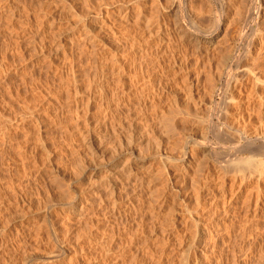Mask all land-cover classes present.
I'll list each match as a JSON object with an SVG mask.
<instances>
[{
    "label": "rangeland",
    "instance_id": "obj_1",
    "mask_svg": "<svg viewBox=\"0 0 264 264\" xmlns=\"http://www.w3.org/2000/svg\"><path fill=\"white\" fill-rule=\"evenodd\" d=\"M6 1L10 2L11 4L13 2L14 7L15 6H17V7L14 8L10 3L8 5L7 4L8 2H6ZM6 1L5 0L4 1L2 0V2L0 1V33H1V35H0V66H1L0 74L3 73L2 71L5 72V70H7L6 71L7 74L5 72L4 74L0 75L2 77V78L0 77V100H1L0 104L2 105V106L0 105L1 106L0 108H1L2 113H5L4 114V116H6L5 119L11 118L12 114H13L14 118L17 117L18 123L21 122V123H23V125H22V130H21L22 132L17 131V135H16V131H15L13 134V136H15V137H13L14 141L15 140L16 141L14 142L12 140L11 146L13 145L14 148L11 146H8V147L4 146L3 147L2 146L3 144L0 143L2 146V147L0 146L1 147L0 148L1 149V151H0L1 152L0 153V264H22V263L23 264H32V263L33 264H42L41 260L48 258V257H51L53 259L50 261L51 263L49 262L46 264H87L88 259L91 258L88 255V253L90 251L89 248H92L90 245H91V243L93 245V242H94L93 239H95V238H96V240H98V241L95 240V242H97V243L99 242V240L101 239L100 238L101 237L100 231L102 234V230H103L102 227L104 226V224H105L104 228L108 227L110 230L112 229L111 231H114V232H111L110 230L107 229L108 233L109 232L112 233V236L109 234V236H110L109 241H112L114 236H115L114 239L116 240V241L113 240L112 244L111 243L109 244V242L107 241L108 244L110 245V247H109L110 250L115 253L118 250L116 248H120L119 246L115 245V242L117 244H119V243L123 244V246L121 244H119L120 246H122L123 249H124V246L126 247L123 250L124 252H126V254L124 253V256H125L124 259L126 261V262L124 261L125 264H134L133 262H135V261H136L135 264H164V263L165 264H177V263L178 264H187V263L190 264L191 260L193 261L195 257H199L200 261L203 260L202 261L203 264H205V263L211 264L213 261L214 262L212 264H215V262H217L219 264H224L223 259L226 261L225 264H231L232 262H233V264H244V263L245 264H247V263L248 264H258L259 262H260L259 264H264V259L260 260V258L262 259L264 257V254H263V252H264V240L257 242L256 247L253 246V245H255V239H256V238H254V236L256 237L255 234H257L256 229H258L257 231L259 233V230L263 227L262 223H263L264 217L260 218L258 220L260 226L257 225V227L259 226V228H256V226L251 227L253 225L251 223H250L251 226L249 225V223L246 224L247 229L252 228V229H250V235H249V231H248V236H250V237H248L247 234H246L247 237H245V236L241 237L240 233H242V230H240V229L242 228V225H241V224H243L242 222H240L238 220L240 222L238 224V226L240 225V229L236 225L238 223L237 220H236L237 223L235 222L236 226L234 225L239 230L238 232L241 231L238 235L236 232L237 229L231 225L232 223L230 222V219H226L227 223L230 222V224L225 223L226 224L225 227L227 226V228L222 227L223 229H221L222 232L224 231L225 239H224V237L221 238L220 234H216V232H212L211 234H214V235H212V238H214V237L217 238V239L214 238V243H215V241L218 242L219 240L221 241L222 239H224L221 242L219 241V243L221 245L218 244L220 247L219 246H217V247H219L221 249V246L223 245L222 243L226 242V248H227V246H229V248H228L229 250L225 248V246H224L225 243H224V245L222 246L223 250H220L217 248V251H221V252L223 251L222 252L223 254L216 251V254L219 256V258L221 260L217 257V255H216V257H213L214 258V260H213V258H211L212 254L207 259H205L207 257V253L205 256L203 254L204 253L203 249H201V248H203L202 243H204V242H201V241L197 242V240L194 238V236H195L194 230L195 229L192 226L193 225L192 222L190 220H188L187 218L196 217L199 213L200 214L197 217H200V215L202 214L201 213V209H202L201 206L198 207L199 205L195 206L196 204H193L196 202V201L194 202V198L196 197L195 195L202 193L201 190L203 189V188H201L202 184L198 183V179L201 180V177L199 178V175H201V174H198V173H200V171L196 172L199 170V168H198L199 163H197L198 162L197 159L199 160V157H200L201 160L203 159L202 161L200 160V163L201 162L205 163L206 159H208V158L205 157L206 155L204 156V153H203V155L200 154L202 156H199V154H195L196 152H194V156H195L194 159L196 160V162L194 160L192 167L186 173L187 175H185L184 178H183V175L180 173L181 170L179 169V166L181 164L180 163L178 164L177 162H173L171 160L172 158H174V156H175V158H177L176 155L181 152L180 154H178L180 156L182 154V151L183 152L188 151L187 153H189L190 155L191 154L193 155V153L191 151H195V149H193V148H195V147H193L195 144H190V146L193 145L192 146L193 148L190 147L189 144H187V139H189V138L196 139V140L198 139L197 143H200L203 141V138L201 137L202 134H199V132L200 133L205 132L202 128L203 124H200L201 122L204 123L207 120V116L205 118L203 117V115L205 116V114H208V113H206V110H208L207 109L208 107L205 105V102L210 100L212 88H213V85L215 83L217 86H216V89H214V98H213L214 103H213L212 107H215V105H216L215 102H217L218 108H219V105H220L219 102L221 103V101H222V100H219L220 98L222 99V97H220V96H222V94H224V91H226V88H224L225 84H226L225 83L226 80L224 78L222 80V83L218 82V80H219L218 75H219V72L221 71L220 70L221 68H223L222 72H224V71L229 72L230 67L233 66V63H234L233 60H231L232 62L226 61L225 60L226 55L224 52H223L224 53L223 54L221 50H220V53L215 52L214 49H212V51L214 50V52L211 53L212 51L209 50L208 54L209 55L211 54L212 57H209L208 55L204 56L203 54H205V53L207 54L206 49L202 48L201 46L199 47L195 42H193L192 37L180 38V36L174 32V29L176 27L173 24L175 23V20L176 21L182 20L185 18V16L188 17L189 16L187 14V12H188L191 14L189 17L195 19L197 22H199L201 24L208 25V24H210V20H208V18L211 19L208 16L213 15L212 14L213 11L211 13V8L213 7L214 13L215 12L218 13V11H219L218 14H221L223 11L222 10L223 9L222 4H225L224 2L228 3V1L224 0V2L222 3L223 0H221V1L220 0H197L198 1V3H197L196 0H190V2L188 0H186V5L184 7L183 6L180 7L178 4L179 2H182V0H173V1L172 0H162V1L161 0H155V1L154 0H152V1L151 0H81V1L80 0H23V1L18 0L20 2H18L17 0L16 1L15 0H6ZM101 1H102V3L103 2H106V3H103V5H102ZM156 1L159 3H155ZM200 1L201 2L203 1L204 4L201 3ZM15 2H17L16 4L20 3L21 5L20 4L16 5ZM22 2H24V5L22 4ZM98 2H100L99 4L102 5L101 7L98 4ZM229 2L231 3V0H229ZM89 3H90V5H89ZM137 3H139V4H137ZM164 3L165 4L169 3V4L164 6L165 5ZM170 3H172V4H170ZM190 3H191V5H190ZM205 3H208V4H205ZM219 3H220V5H219ZM5 4H6V6H5ZM85 4L87 6L86 9H84V7H82V5L85 6ZM187 5H189V6H187ZM8 6L10 7L9 9H8ZM18 6L20 7L19 9H18ZM88 6H93V7L88 8ZM97 6L100 7V11L102 9L101 12L99 11ZM94 7H97L96 9L98 10V12ZM186 7H188V8L190 7V9H188L189 11L186 10ZM214 7H216V8H214ZM106 8L108 9V11L114 12V14H115V15H112L111 17H109L107 19L108 21L106 20L107 24L109 23L110 26L112 25L111 28H113L114 30L109 29L108 33H107V31L102 32V33L98 31V34L101 33L102 35L100 34L96 40L98 43H103L104 47H102V48L97 47L96 48L97 49L96 54H91V53H95L96 50L95 49L92 50V48H94V47L91 48L92 45H90V43H88V42H84L85 43V45H84L83 41L77 37L79 30H80L79 27H81L80 24L83 23L82 21H84V20H92L95 23L100 21V19L102 17V16L100 17V13L106 11L107 10ZM118 8L120 9V11H119L120 13H116L119 10ZM168 8H170V9H168ZM202 8L206 9L208 11H205ZM10 9L13 10V11L11 10V14L14 15V16H12L13 18L11 17V14H9ZM126 9H129V10L133 9V11H134L133 15H134V13L136 14L137 9L144 11V12H142V15L143 14L144 15L141 16V18L142 17L143 18L140 19L138 22H135L136 18L133 17V15H132L131 19L129 21L121 20L119 18V16H120V14H121V16L126 14L128 12V10L126 12ZM175 9H176V11H175ZM234 9L235 8L233 6V8L228 10L229 14L227 13V15L225 16L226 20H228V21H225L223 31L227 30V32L229 34H230L231 28L234 26V24L238 21L237 19L239 18L238 15L236 14V10H234ZM21 10H22V12H21ZM193 10L195 12V15L193 14L194 13ZM209 10H210L209 15L208 16L204 15V12L206 14V12H209ZM216 10H218V11H216ZM190 11L193 13H191ZM202 11H204V12H202ZM18 12H19V14H18ZM78 12H79V14L81 13L83 15L82 16L80 14L82 16V18L80 17V15H79V18L77 17L78 14H76V13H78ZM151 12L154 13V14H152L153 16L150 15ZM230 12L232 13L234 18L232 17ZM6 14L10 15V16H7ZM146 14H149L148 16H150V17L148 18V16ZM202 14L204 15V17ZM73 15H74V17H73ZM75 15L79 20H77ZM201 15H202V17H201ZM144 16H146L145 21H144ZM87 17H88V19H87ZM151 17L153 18V21H154L152 28H145V23L147 22L148 19H151ZM155 17L156 18L158 17L157 20L160 22H158L156 19H154ZM172 17H173V19H175V18L176 19L173 21ZM206 17H208V18H206ZM235 17L237 19H235ZM40 18H42V19H40ZM168 18H169V20H168ZM232 18L234 19L233 21H236V20L237 21L234 23L232 21ZM229 20H231L233 22V26L230 25V23L232 24V22ZM77 21L79 24L76 23ZM162 21H164V22H162ZM41 22H42V24H41ZM228 22H230V23H228ZM121 23H123V24L126 23V24L124 26ZM226 23H228V24H226ZM158 24H160V25H158ZM56 25H57V27H56ZM157 25L160 27L162 26L163 32L160 31V33H157V35L155 34V35L150 37L149 34L151 32L154 31L153 32V34H154L155 31H157ZM128 27H129V29H128ZM143 28H145L144 31H143ZM121 29H123V30H121ZM96 30H99V29L96 28ZM125 30H126V32H123ZM110 31L112 32L113 35L111 34ZM137 31H138V33H137ZM223 31H221L219 33H215L213 36H216V37L218 36V39H220V37L223 36L224 33L227 34V32H223ZM75 32H77V34ZM105 33H106V35H105ZM107 34H109V35L111 34L112 37L108 36ZM114 34H116V35H114ZM225 34H224V37H226V40L223 38H222V40L221 39L219 40L220 42L221 41L225 42L223 44L224 48H225V46L227 44V40H228L227 36H225ZM175 35H176V37H175ZM104 36H106V37L108 36V37H110V39L108 37L105 38ZM115 38L117 40H115ZM190 39H191V41H190ZM229 39H230V37H229ZM79 40L82 42H80ZM164 40H166V41H164ZM177 43H179V44L177 45ZM173 44H175L176 47ZM194 44L196 46H198L199 48L195 47ZM83 45H84V48H83ZM181 45H183V47ZM188 45H190V46H188ZM172 46H173V48H172ZM165 47H166V49H164ZM185 47H186V49H185ZM190 47L193 49H191ZM85 48H87V49L85 50ZM132 48H133V50H132ZM155 48H157V49H155ZM159 48H160V50H159ZM195 48L196 49L198 48L197 51L195 50ZM76 49H77V55L74 53V51ZM88 49H89V51H87ZM120 50H122V52ZM187 50H189V51H187ZM203 50H204V53L201 55L203 57V58L201 57L203 59V61L206 58H208V59L213 58L214 59V57H216V60L214 59L215 62L213 61V59H211V61H209L210 59L209 60L206 59L207 61L213 62V63H211L209 65L211 67H208V68H207L208 65L207 66H204L205 64L202 65V67L204 66V71H202L203 69L201 67V64H198V63L196 64V62L194 61V59L196 60V56L199 55V52L201 54L203 52ZM81 51H83V52H81ZM114 51H116L115 52L116 54L114 53ZM193 51L196 53H194ZM216 51H219V49ZM80 52H81V54H80ZM87 52L89 53V55H87ZM151 52L154 53L155 57L153 56V58H152L151 55H153V54ZM164 52L166 53V55ZM168 52H170V53H168ZM82 53H85V54H82ZM117 53L121 56H119ZM123 53H125V54H123ZM187 53L189 56L187 55ZM73 54H75V55H73ZM78 54H80L83 58L80 57V55H78ZM134 54L136 56H134ZM138 54H140V55H138ZM142 54H144L143 57L141 56ZM145 54H147L148 58L143 60V58L145 57ZM159 54L163 58H159L158 57ZM11 55H13V56H11ZM180 55H182V56H180ZM4 56H5V58H4ZM72 56L77 57V59L75 57H72ZM131 56H132V59H130ZM176 56L180 57V60L182 62L185 61L186 64H185V62L182 63L179 60V58L176 59L175 58ZM183 56H185V57H183ZM199 56L197 57L198 59H199ZM181 57H183V59H181ZM204 57H205V59H204ZM71 58H73V59H71ZM124 58L129 62V64L121 63ZM201 58L199 59V60H201L199 63H202ZM141 59H142V62H141ZM156 59H160L161 62L160 61L158 62V60H156ZM166 59H168V60H166ZM174 59L177 60V62L174 63V61H173ZM66 60H69V62H67ZM71 60L72 61L74 60L75 62L74 61L72 62ZM130 60L132 62L134 61V63H136V64L134 65V63H130ZM148 60H149V62H148ZM163 60L165 61V63ZM206 60L204 61V63L207 62ZM117 61H120L121 64L118 63ZM152 61L154 62V66L152 64L153 63ZM220 61L222 62L223 67H221L222 64L220 63ZM140 62L142 65L144 63L146 69L149 66V68H148L149 71L152 69L150 71L151 74H149L150 72L148 70L144 69V66H141ZM209 62H207V64ZM110 63H111V65H110ZM112 63L114 65V67H113ZM148 63H150V64H148ZM161 63H163V64H161ZM218 63H219V66H218ZM122 64H124V65H122ZM138 64L143 68V69H141V70H143V72L141 70L137 71L139 68H141L140 66H138ZM146 64H148V66ZM245 64H250V62H247ZM120 65L124 66V68H127V69L129 68L127 66L130 65V68L128 70L125 69V71H127L126 73H128L127 76L129 75V77H134V76L136 77L138 74V77H137L138 81L136 83H134L136 85L135 86L132 85L133 91L135 93H137L136 100H137V97L139 98V95H141L138 93L143 92V90H142V92H140V89H142V88H139V85H144L145 82L146 83L151 82V80L153 79V77L151 79V77H150L151 75L154 76V78L157 76L155 79L152 80V82L150 84L140 86V87H143V89L145 90L143 92L144 94H142L141 96H144V95L145 96L143 98L140 96V98L137 101L132 97L135 102H132L131 104L128 100L129 98H126V101H124L122 98V94H119L120 93L119 89L118 90L115 89V88H117V85H116L117 80L115 78L117 76L116 75L117 72L112 73L111 70L112 71L116 70V68ZM195 65L197 67H195ZM2 66L3 67L5 66V68H7V67L8 68L7 69L3 68L4 69L3 70ZM135 66H137L138 68ZM154 67H156V68H154ZM194 67L196 68V70H194ZM205 67H206V69H205ZM219 67H221V68H219ZM101 68H104L102 70L103 72L102 71L101 72L105 76H102L103 74L99 73L100 72L99 70H101ZM199 68L201 70H197ZM209 68H210V70H211V68L213 70H211V72H210ZM228 68H229V70H228ZM56 69H58V70H56ZM105 70H107L108 73ZM132 70H134V74H135L134 76H132V73H131ZM144 70L147 73H145V75L143 76ZM104 71L108 74V76ZM198 71H199V75L197 74ZM9 72H10V75H9ZM73 72L76 74H74ZM138 72L143 73V74H140ZM200 72L202 75H200ZM203 72H204V74H203ZM205 72L208 73L209 75L206 74ZM112 74L114 77L112 76ZM109 75H110L111 79H110ZM146 75H148V77ZM196 75L199 76L198 79L200 81H202L203 84L198 79H197L198 81L195 79V77H197ZM214 75H216V77ZM200 76L202 78H200ZM217 76H218V78H217ZM75 77H77V78H75ZM100 77H102V79ZM104 77H106L107 81H105ZM139 77L141 78V80ZM146 77H147V80H145ZM213 77L217 78L218 80L217 81H216V79L214 80ZM99 78L101 79V81ZM142 78H144V79L142 80ZM148 78H150V79H148ZM190 78L193 79V80L191 79L192 82H191ZM95 79H96V82L100 85V88H99V85L95 84L96 83L94 81ZM108 79H110V80H108ZM184 79H186L187 82ZM76 80H77V84H76ZM97 80H99V81H97ZM93 81L95 82V83H93L95 85L91 84ZM153 81H155L156 83ZM108 83L111 85L112 91H111ZM152 83H153V85L151 86ZM161 83H163L162 84L163 86L160 85ZM195 83L200 84V86H198ZM78 84L81 86L78 87ZM194 84L196 86H194ZM219 84H221V85H219ZM104 85H106V87ZM112 85H113V87H112ZM130 85H131V83H130ZM149 85L152 88L156 86L157 89L155 88V90L154 89L149 90V89H152ZM192 85L194 87L191 90L190 88L192 87ZM67 86L71 87L72 89L68 88ZM89 86H91V87H89ZM136 86L138 89L134 88ZM146 86H148V87H146ZM189 86H191V87H189ZM197 86H198V89H197ZM201 86H202V88H201ZM94 87H96V88H94ZM97 87L100 90H101V88L104 90L99 91L97 89ZM75 88H77V89L75 90ZM92 88L94 91L92 90ZM107 88L110 90L108 91ZM113 88H114V90H113ZM146 88H148L149 91L146 90ZM223 88H224V91H223ZM60 89H64L65 92H64V90H60ZM66 89L67 90L69 89L68 92ZM129 89H132L131 86L129 87ZM135 89H137L139 92L135 91ZM199 89L200 90L202 89L203 91H205L204 89H207L206 91L211 90L210 93L208 92L209 96H206L209 98V100H208V98L206 99L204 96L207 92H205L204 94H203L202 90L200 91L201 93L195 92V91H199ZM57 90L59 91V93L55 92ZM253 90L257 91V89H253ZM258 90L260 92L259 91H257V92H259L264 97V92H263L264 89H258ZM74 91H76V93ZM110 91H111V93L109 94ZM113 91L115 92L114 96H113ZM189 91L190 92L193 91L195 93V95H198L199 97L203 94V96H201L202 98L200 97L201 100L197 96H194L193 95L194 93L192 94L193 98L191 97L192 100L189 99V97H190ZM7 92H9V93H7ZM60 92L63 93V95H62L63 98L62 97L60 98L61 100L59 99V97L61 96L59 94H62ZM77 92H79V93H77ZM105 92L107 93L106 96H105ZM160 92H162V95ZM219 92L220 93L222 92V94H220ZM173 93L176 97L173 95ZM92 94H94L95 96H96V94H97V96L100 94V96H98V97L96 96L97 97V103L96 102L92 103V101H91ZM153 94H155V97H153L154 96ZM184 94H187V95H184ZM56 95L58 96V98ZM115 96L116 97L118 96V98H116ZM102 97H108V98H105L107 101L106 104L109 103V100H110V104L112 103L111 105H113V106H111V108L108 109L111 112V114L113 112H115V114H117L116 117H118V114L120 112V115L118 117L119 120H117L118 118L116 119L114 113H113V116L115 118L112 116L113 119L110 115L106 114L108 111L106 109L107 105H106V107L104 106L105 109H104V107L103 108L100 107V109H99V106H101V103L103 106V104L105 102V101H102V102L100 101V99H102ZM145 97H146V99H145ZM150 97L156 98L157 101H156V99L154 100ZM89 98H90V102H89V100L87 101V99H89ZM120 98H121V100H120ZM141 98H142V100L144 99L143 102H141L142 101ZM172 98L175 102L172 100ZM196 98L198 100H196ZM203 98L206 99L207 101L204 100ZM118 99L120 100V102L122 104H123V102H125L124 103L125 107H124V105H122L119 102ZM176 99H177V102H176ZM193 99L196 102L193 101ZM85 100L87 103L89 102V104L92 107H90V105L88 104V108H87L86 107L87 104H85L86 102L84 103ZM92 100H93V98H92ZM122 100H123V102H122ZM151 100H153L152 102L156 101L155 104L152 103ZM184 100L185 101L188 100L189 101V102L187 101L188 103H190L192 101V104L190 103V105L191 106L193 105V107L188 109L186 107L188 104L186 105V104H184L185 102H183V103L181 102ZM199 100H200V102H199ZM201 101H204V102H201ZM116 102H117V104L121 105V106H118L119 108H121V109H119L120 111L119 110L114 111V108L117 106V105H115ZM99 103H100V105H99ZM138 103L140 105H137ZM145 103H147V104H145ZM176 103H177L179 109L176 108L177 107ZM182 104H184V105H182ZM196 104H200V106H199L200 108L198 109L200 111L197 110L199 113L197 111H196V113L198 116L202 115L203 118H201V117L192 118L190 116H186L187 114L183 113L186 111L185 109H183L185 105H186L185 107H186L187 111L189 112V110H190V112H191V109L193 111V108L195 107L194 105H196ZM94 105H96V107H94ZM130 105H132V106L136 105V106L132 107ZM230 105L231 104H229V106ZM122 106L125 109H123ZM182 106H183V108H182ZM136 107H138V108H136ZM180 107H181V109H180ZM188 107H189V105H188ZM91 108H93V109H91ZM145 108H148V109H145ZM153 108H155V109H153ZM163 108H164V110H163ZM172 108L178 109L181 112H182V110H184L182 113L184 114L185 117L184 116L182 117L183 114L181 116H178L177 114L180 115L181 112L179 113V111L176 110L175 112L176 113L178 112L176 114L178 117L177 118L174 111H173L174 109L172 110ZM87 109H89L90 112ZM97 109L100 110L101 112L98 111ZM111 109L113 112L111 111ZM122 109H123V111L124 110L125 111L122 112ZM4 110H6V111H4ZM9 110H10V112H7ZM32 110H33V112H32ZM82 110H85V111H82ZM86 110L89 113H87ZM139 110H141L142 115H140V112L137 114V112ZM171 110L173 111L174 115H172ZM102 111L106 112L103 116L105 119L107 118L106 116H108L107 119H110V122L115 119L114 121H112V123L110 125L112 126L115 124L116 128H115V126H112V128H111V127H109L110 126L109 124L107 125V123H110V122L108 120L103 119V117H102L103 112ZM128 111L130 112V114ZM144 111H145V113H144ZM161 111L165 112V114L167 113L166 118H168L169 120L168 119L167 120L162 119L165 117L162 116L161 113L163 115H165V114ZM15 112L17 113L18 116L14 115V114H16ZM24 112L25 113L30 112V115L28 114L29 116H27V114H26V117H25ZM34 112H36V113H34ZM110 112H108V113H110ZM121 112L125 113L126 115L122 114ZM204 112H205V114H204ZM9 113H10V115H9ZM132 113L136 114V115L134 114V116H133L135 119L134 118L132 119V116H131ZM170 113L172 115V120L176 119L175 121H173L174 126H178L180 123L181 124H180L179 128L182 127V124H183V126H185V125L187 126V127L185 126V129H186L185 132H184V130H182V128H181V131H182L181 132V131H179L180 129L177 130L178 127H174V126L173 127L176 128V130H177L176 133L172 132V130L171 131L169 130L171 128V129H173V131H176L174 128L171 127V125H170L171 123L165 122V121H169V122L172 121L170 119L171 116H168V114H170ZM193 113H195V112H193ZM1 114H0V122L2 121L1 123H3L4 117ZM21 114H23L25 118L22 117L23 115H21ZM31 114L34 116H32ZM121 114H122L123 118H122ZM150 114L151 115L155 114V117H154V115L150 116ZM156 114H157V116H156ZM30 116L33 117V118H31V120H30V118H28ZM98 116H101V117H98ZM126 116H127V118H126ZM141 116H143L145 119L140 118ZM160 116H162V118H160ZM34 117L37 120H34ZM97 117L99 119L101 118L100 121L97 119ZM158 117L161 119V122H160ZM173 117H176V118H173ZM229 117L231 119V116H229ZM14 118H12V119H14ZM151 118H152V120H151ZM183 118H185V119L189 118L188 119L189 121H187ZM190 118H191V120H190ZM12 119H10V120H12ZM17 119L12 120V121H17ZM25 119L27 122L25 121ZM39 119L41 122L39 121ZM120 119H121V121H120ZM142 119H143V122L145 121V123L149 127L142 122ZM177 119L179 121H177ZM181 119L184 123L181 121ZM193 119L194 120L196 119V121L199 120L200 123L199 122L197 123ZM202 119H203V121H202ZM95 120L97 123L95 122ZM101 120H103L104 122L106 121V122L105 123L101 122ZM134 120H135V122H134ZM192 120L195 124L192 122ZM8 121H9V119H8ZM8 121L6 120V122H8ZM35 121H37L38 123L36 122V124H34ZM127 121L130 122V124ZM162 121L165 122L166 124H168L169 126L168 125L166 126L165 123H163ZM190 121H191V124H190ZM215 121H217V120H215ZM6 122H4V123H6ZM85 122H87V123H85ZM177 122H179V123L177 124ZM89 123L90 124L92 123V125H93V123L94 124L96 123L97 125L95 124V125H93V126L91 125V126L97 127L98 129H100L102 127L104 130H108L110 128L109 131H107V132L111 133L110 135H112L113 131H116L117 129L119 131L122 130L121 128H123L125 130V128H126V127H124L125 125H127L126 130H128V129L130 130L132 128H135L136 126L139 129L140 126H142V129L140 128L139 130H142L141 133L143 135L141 133H140L141 135L140 134L139 135L141 137L143 136L145 138V139L143 137L141 138L142 142L146 143L145 145L143 143V146L146 147V145H148L146 147V149L148 147H149V149H148V151L144 152V155H143V153H140L137 150H133V154L131 155V152H129L127 150L122 151V149L120 151H122L123 154H121V152L118 151V149H116L118 152H115L116 151L115 149L113 151L112 147L115 148L114 143H108L109 141L107 140L106 142H104L105 144H103V145H100L101 142H99L100 144L95 143L93 146L94 147L93 150H91V149L88 150L87 148H86L87 149L86 150L85 149V141H83V139L85 137H87V135H88V133H87V131L89 130L88 128L91 127ZM100 123H102V124L104 123V124L99 125ZM131 123H133V124H131ZM135 123H137L136 126H133V125H135ZM30 124H32V125H30ZM122 124H123V127H122ZM163 124L166 126V130L172 132V134L168 131H165ZM198 124H199V126H201V128L198 126ZM235 124H233V126H235ZM19 125H21V124H19ZM26 125H28L30 128L28 126L26 127ZM190 125H192V126H190ZM23 126H25L26 129ZM88 126H90V127H88ZM104 127H107V128H104ZM161 127H163V129ZM113 128H115V129H113ZM196 128H198V129H196ZM28 129H29V131H28ZM111 129H113L112 132L110 131ZM143 129H145L147 132L149 129L148 133H150V134H147V132L145 131V134H147V135H145L143 133L144 132ZM159 129H162V130H159ZM201 129H202V132H201ZM124 130H122L121 132H123ZM126 130L124 132H126ZM151 130H152V132H151ZM197 130H199V131H197ZM31 131H32V133L30 134L29 132H31ZM163 131H164V133H163ZM18 132H19V134H18ZM197 132H198V134H196ZM84 133H85V135L83 136L82 134H84ZM153 133H156V134H153ZM28 134H30V135H28ZM184 134H185V136H184ZM178 135H180V137ZM212 135L211 134L208 135V138L210 139V141L213 140L212 141L213 143H216V140L214 139L215 137ZM158 136L160 138H158ZM173 136L174 137L176 136V137L174 138ZM186 136H187V139L186 138L184 139V137H186ZM196 136L201 137L202 139L197 138ZM178 138L180 140H182V139H184V140L180 141ZM151 139H152V141H151ZM147 140H148V142H147ZM153 140H155L156 142ZM183 141H184V143H183ZM12 142H13V144H12ZM153 142H155L154 143L155 145H153ZM23 143H25V144L28 143L27 145H30V146H27V145L24 146L25 144L23 145ZM157 143H160V145ZM180 143H181V145H180ZM109 144H112V147H111V145L109 146ZM14 145H16V146H14ZM150 146H152V147L150 148ZM179 146H181V148L183 147V150ZM195 146H197V145H195ZM158 147L160 148V150H157ZM178 147H179V149H178ZM7 148L9 149V152L12 151L11 156H9L10 153L8 152ZM18 148L19 149L23 148L24 150L25 149H27V150L24 151V150L20 149L21 150L20 151L21 154H20V153H17V151H19ZM12 149L13 150L17 149V150L13 151ZM177 150H178V153H175V152H177ZM4 151L7 152L8 154H5ZM26 152H28L26 154L27 157H24ZM86 152H88L89 155H88V153L86 154ZM19 154L21 155V157L22 156L24 157V159H25L24 162H22L21 159H23V158H21L19 156ZM1 155H3V156L5 155V156L3 157ZM15 155H17V156H15ZM129 155H131L133 157H131V156L129 157ZM197 156H199V157H197ZM203 156H204L205 160H204V158H202ZM1 157H3V158H1ZM5 157L6 158L8 157V158L6 159ZM18 157H20V158H18ZM12 158H14V159H12ZM91 158L93 159V161ZM8 159H10V160H8ZM16 159H17V161H15ZM130 160H132V161H130ZM164 160L166 162L168 161L167 162L168 165L166 163H163V162H165ZM169 160L171 162H169ZM126 161H128V163ZM18 162H20V163H18ZM14 163H17V164L15 165ZM202 163L199 165H203ZM165 164L167 165V168H166ZM177 164H178V166H177ZM23 165H24V167H23ZM17 166H18V169H17ZM171 166H172V168H171ZM10 167H11V169H10ZM61 167H62V169H60ZM65 168H66V170H64ZM130 169L133 171H130ZM137 169H138V171H137ZM64 172H66V173H64ZM175 172L176 173L179 172V173L176 174ZM21 173H23V174L21 175ZM128 173H130V174H128ZM55 174H56V176H55ZM62 174H64V175H62ZM68 174H69V176H68ZM123 174L126 175V177ZM196 174H197V176H196ZM190 175L192 177H190ZM122 176H124V177H122ZM177 177H178V179H177ZM194 177L196 179L198 178L196 180L197 182H195V181L194 182L196 183V185L200 184V188H201V189H199L200 192L198 189H196L199 185L193 186V184H195V183H192L191 187L196 189L197 193L199 192L198 194L194 193L195 190H193V188L190 189V184L193 181ZM53 178H55V180ZM139 178H142V179L140 180ZM17 179H18V181H17ZM67 179H69V180H67ZM137 179H139V180H137ZM109 180L112 183L108 182ZM114 181L116 182V184H114L115 183ZM122 182H123V184L124 183H126V184H124L123 186H120V185H122ZM61 183L63 184V186H61L62 185ZM108 183L111 186H115V188H116L114 196L108 195L110 193V192H108V190H106ZM174 183H175V185H174ZM183 183H184V185H183ZM125 187H127V188H125ZM250 188H252V187H250ZM117 189H118V191H117ZM120 189L121 190L124 189L126 191H121ZM120 191H121V193H120ZM117 192H119V193H117ZM105 193H107V194H105ZM246 194H247V192H246ZM188 195H189V197H188ZM101 196H102V199L104 201L106 200L105 203H100L102 201V199H100ZM109 196H111L110 197L111 199L109 198ZM193 196H195V197H193ZM114 197L118 200V202H116V203H117V205L119 204L118 206H119L121 215L124 216V217H122L123 220H120L121 223L119 222L121 226L119 225V223L117 221L114 220V222H113L114 217L112 219L111 218L112 214H110L111 210H112V203H113L112 200L115 201ZM159 197H161V198H159ZM244 197L245 196H243L242 198H244ZM164 198H165V200H164ZM191 200H192V202H191ZM200 200H202V198H200ZM109 203H111V205ZM187 203H189V205H187ZM81 206L84 208V211L81 210ZM193 207H195V208L198 207V209L195 210V208H193ZM189 208L192 209V211L191 210L187 211V209L189 210ZM197 210H199V211H197ZM70 211H71V214H70ZM185 211H186V213H185ZM196 211L199 213H196ZM108 212H110V213H108ZM170 212H172V213H170ZM193 212H195V213H193ZM68 214L71 216L67 219ZM183 214H184V216H183ZM81 215H82V217H81ZM210 215L209 216L211 217V219H209L210 218L209 216L203 217L205 219L207 218L206 222H204L203 224L214 225L216 222H218V219L217 220L213 219L214 216H215L214 218H216L215 214L214 215L210 214ZM103 216H106V217L103 218ZM172 216L173 217L175 216L174 217L175 220H174V218L172 219ZM106 218L111 219V220L107 219L108 223L110 222V224H106L107 221L106 222L104 221V219H106ZM184 218L187 219V221H185ZM96 219L102 221L101 225H100V223L96 224L97 222H101V221H97ZM223 219H225V218H223ZM207 220H209V221H207ZM220 220H222V217ZM188 221H190V222H188ZM115 222L118 224H116ZM255 222L256 223L254 225L257 224V221H255ZM93 224H95V227ZM114 225L116 226V228L114 227ZM117 225H119V226H117ZM133 225L134 226L136 225V228H134ZM247 225H249V227ZM261 225H262V227H261ZM131 226H133V227H131ZM137 226L139 227V229ZM223 226H224V223H223ZM231 226L234 227L233 230L231 229L232 228ZM96 227H99V230L96 229ZM163 227H167L168 230L165 229L166 231H164ZM39 228H40V230H39ZM119 228L121 231L118 230ZM123 228H124V232H123ZM187 228H189L188 229L189 231L187 230L188 233L185 230ZM162 229H163V231H162ZM182 229L186 232V236H184L185 232ZM225 229L227 230V232ZM228 229H229V231H228ZM117 230L121 233V236H120V233L117 232ZM261 231L262 232L264 231V227ZM55 232H57L56 236L58 235L56 238L57 241H56V239H54L55 237L53 235ZM178 232H181L184 234L183 235L180 233L181 238L184 236L182 238V240H180L181 239L180 237H179L180 239L175 240L176 238H178V234H177ZM96 233L97 234L99 233V234L97 235ZM113 233H114V235H113ZM116 233H118V234H116ZM174 233L177 234V237ZM189 233H192L194 236L193 237L190 236L192 234H189ZM251 233L253 234V236L251 235ZM95 235H97L98 237H95ZM174 235L176 238L173 237ZM93 237H95V238H93ZM189 237H192L193 239L189 238ZM226 237L228 239H226ZM97 238H99V239H97ZM218 238H220V239L218 240ZM229 238L231 240H229ZM233 239H234L233 245L236 241L237 242L235 244H237V245L232 246V244H231V246H230V243H232ZM118 240L122 241V242H119ZM124 241H126V242H124ZM210 241H213V239ZM227 242H229V243H227ZM125 243L127 246L125 245ZM1 244H2V246H1ZM88 244H89V246H88ZM108 244L106 245L107 247H108ZM199 244L200 245L202 244L201 247L199 246ZM248 246H250L252 249ZM49 247H51V248H49ZM109 248L107 250H109ZM230 248H234L233 253L235 254L237 252V253H239V255L237 253L235 255H233V253H231L232 249H230ZM254 248H255V250H254ZM258 248L260 251L258 250ZM246 249H247V251H245ZM114 250H116V251H114ZM225 250H227L226 252L228 255L226 254L227 256L225 255L226 257H223V259H222V256L226 253ZM229 251H231V252H229ZM244 251H245V253H244ZM246 252H247V254H246ZM45 253L48 255H46ZM127 253L129 256L127 255ZM198 253H200V254H198ZM219 253H220V255H219ZM51 254H53V255H51ZM259 255H260V258H259ZM232 256L235 258H233ZM240 256H242L243 258L242 257L240 258ZM261 256H263V257H261ZM11 257H12V259H10ZM132 257L133 258L137 257V259L135 258L132 260ZM228 257H230V258H228ZM14 258L16 260L18 258V262L15 261L16 263H14ZM127 258H128V260H127ZM209 258H210V260H209ZM226 258H227V260H226ZM232 258L235 260L233 261ZM253 258L254 259L256 258V260H254ZM257 258H259V260H257ZM130 259H131V261H130ZM218 259L220 262H218ZM92 260L93 259H91L89 262H92ZM184 260H185V262H184ZM188 260L190 262H188ZM215 260H217V261H215ZM182 261H183V263H182ZM129 262H131V263H129ZM88 264H90V263H88Z\"/></svg>",
    "mask_w": 264,
    "mask_h": 264
},
{
    "label": "bare ground",
    "instance_id": "obj_2",
    "mask_svg": "<svg viewBox=\"0 0 264 264\" xmlns=\"http://www.w3.org/2000/svg\"><path fill=\"white\" fill-rule=\"evenodd\" d=\"M1 2H2V0H0ZM4 1V0H3ZM6 1V0H5ZM16 1V0H15ZM18 1V0H17ZM23 1V0H22ZM81 1V0H80ZM152 1V0H151ZM155 1V0H154ZM162 1V0H161ZM173 1V0H172ZM189 2H190V0H188ZM187 1V2H188ZM221 1V0H220ZM226 1V0H225ZM228 1V3L227 2H224V0L222 1V3L224 2L225 4H222V13L221 14H218L219 13V11L218 10H216V11H218V13L217 12H215L214 13V10H213V7L211 8V13H212V11H213V15L212 16H210L209 15V13H210V10H209V12H206V14H205V12L204 11H202V12H204V15H206V16H208V17H210L211 19H209L208 17H206V18H208V20H210V24H208V25H204V24H201V23H199V22H197L195 19H193V18H191V17H189L191 14L190 13H188L187 12V14L189 15L188 17H186L185 16V18L184 19H182V20H175V19H173V17H172V19H173V21L175 20V23L173 24L176 28L174 29V32L177 34V35H179L180 36V38H185V37H192V40H193V42H195L199 47L201 46L202 48H205L206 49V51H207V54L205 53V54H203L204 53V50H203V52L200 54V52H199V55H197L196 56V60L194 59V61L196 62V64L198 63V64H201V67H202V65H204V66H207V68L208 67H211V66H209L211 63H213V62H209V61H211V59H213V58H206L207 60H209V61H207L206 59H205V57H204V59L207 61V62H209L208 64H207V62H205L204 63V61H203V57L201 56L202 54L204 55V56H206V55H208L209 57H212L211 56V54L209 55L208 54V51L209 50H211L212 51V49H214L215 50V52H219L220 53V50L222 51V53L224 52L225 53V55H226V57H225V60L226 61H231V60H233V66H231L230 67V70H229V68H228V70H229V72H222L223 70V68H221V67H223V64H222V62L220 61V63L222 64L221 65V67H219V68H221L220 70V72H219V80L217 79L218 78V76H217V78H214L213 77V79L215 80L216 79V81L218 80V82H221L222 83V80L225 78V80H226V84H225V87L224 88H226V91H224V88H223V91H224V94H222V92L220 93V94H222V96H220V97H222V99L220 98L219 100H222L221 101V103L219 102V104L221 105H219V108H218V103L217 102H215L216 103V105H215V107H212V105H213V103H214V89H216V84L214 83V85H213V88H212V93H211V97H210V100H209V98L208 97H206V96H209L208 94L210 93V91L211 90H208V91H206L207 89H204L205 91H203L202 89V91H203V94L205 93V92H207L204 96H205V98L207 99L208 98V100L209 101H207L206 99H204V100H206L207 102H205V105L208 107H206L208 110H206V113H208V114H205V112H204V114H205V116L203 115V117L205 118L206 116H207V120H206V122H201L200 123V121L198 120V121H196V119L194 120V121H196L197 123L199 122L200 124H203V126H202V128H203V130L205 131V132H203V133H200L199 132V134H202V138H203V141L202 142H200V143H197V140L196 139H191V138H189V139H187V136L186 137H184V139L186 138L187 139V144H189V146H190V144H195V145H197V146H193V147H195V148H193L192 146H190V147H192L193 149H195V151H191L192 153H193V155L191 154H189V153H187V152H183L182 151V154L179 156L178 154H180V153H178V150H177V152H175V153H178L177 155H176V157L177 158H175V156H174V158H172L171 160L173 161V162H177L178 164L180 163L181 165L179 166V169L181 170V174L183 175V178L185 177V175H187L186 173L189 171V169L192 167V165H193V163H194V158H195V156H194V152H196L195 154H199V156H202L203 155V153H204V156L206 157V158H208V159H206V161H205V163L203 162H201L203 165H199V164H201L200 163V157L199 156H197V157H199V160L197 159V163H199L198 164V168H199V170L198 171H196V172H199L200 171V173H198V174H201V175H199V178L201 177V180H199L198 178V183H201L202 184V186H201V188H203L201 191H202V193H200V194H198L199 192H200V190L199 189H201L200 188V184H198V185H196V183L195 182H197L196 180V178L194 179L193 178V181L191 182V184H190V189L191 188H193V187H191L192 186V183H195V184H193V186L194 185H196V186H198L196 189H198L199 190V192L197 193V190L196 189H194L193 188V190H195V194L197 193L198 195H195V196H193V197H195L194 198V202L195 203H193V204H196L195 206H197V205H199L198 207H200L201 206V215H200V217H197L200 213L199 212H197V211H199V210H197L196 211V213H199L196 217H189V218H187L188 220H190L191 222H192V226L194 227V232H195V236L192 234V233H189V234H192V235H190V236H194V238L197 240V242L198 241H201V242H204V243H202L201 245L203 246V248H201V249H203V251H204V255L206 256V253H207V257L205 258V259H207L211 254H212V257L211 258H213V257H216V251H217V248L218 249H220L219 247V245L218 244H220L219 243V239L220 238H218V242H216L215 241V243H214V238H212V235H214V234H211L212 232H216V234H220V237L221 238H223L224 237V231L222 232L221 231V229H223L222 227H225V225L226 224H230V222L232 223L231 225L232 226H234L237 222V226H238V224L240 223V222H242L243 224H241L242 225V228L240 229V225L238 226V228L240 229V230H242V233H240V232H238L239 230L237 229V227H235L237 230H236V232H237V234L239 235V233H240V235H241V237H247L248 236V231H249V235H250V229H252V228H246V224H248L249 223V225L251 226V224H253L251 227H255L256 226V228H259V219L260 218H263L264 217V97H263V95H261L259 92V90L258 89H264V0H231V3L229 2V0H227ZM6 2H8V1H6ZM18 2H20V1H18ZM26 2V1H25ZM56 2V1H55ZM84 2V1H83ZM138 2V1H137ZM165 2V1H164ZM169 2V1H168ZM196 2L198 3V1L196 0ZM201 2V1H200ZM209 2V1H208ZM9 3L10 2H8L7 4L9 5ZM17 2H15V4H16ZM27 3V2H26ZM25 3V4H26ZM82 3V2H81ZM100 2H98V4H99ZM103 3H106V2H103ZM103 3H102V1H101V4L103 5ZM140 3V2H139ZM139 3H137V4H139ZM143 3V2H142ZM155 3H159V2H155ZM154 3V4H155ZM173 3V2H172ZM172 3H170V4H172ZM201 3H203V1L201 2ZM227 3V4H226ZM2 4V3H1ZM11 4V3H10ZM18 4H20V3H18ZM18 4H16V5H18ZM22 4L24 5V2H22ZM92 4V3H91ZM101 4H99L100 5V7L102 6ZM165 4V3H164ZM169 4V3H168ZM168 4H165L164 6H166V5H168ZM179 4V6L181 7V6H185L186 5V0H182V2H179L178 3ZM204 4V3H203ZM202 4V5H203ZM205 4H208V3H205ZM213 4V3H212ZM211 4V5H212ZM13 7H14V4H13V2H12V4H11ZM21 5V4H20ZM89 5H90V3H89ZM97 5V4H96ZM143 5V4H142ZM145 5V4H144ZM148 5V4H147ZM151 5V4H150ZM190 5H191V3H190ZM216 5V4H215ZM219 5H220V3H219ZM5 6H6V4H5ZM153 6V5H152ZM158 6V5H157ZM170 6V5H169ZM187 6H189V5H187ZM200 6V5H199ZM204 6V5H203ZM202 6V7H203ZM233 6H234V10H236V14L238 15V19L235 17V19H237L236 21H233L234 19V17H233V15H232V13L230 12V14L232 15V21L235 23L234 24V26H233V22L231 21V20H229V21H231L232 22V24L230 23V22H228V23H230V25H232L233 27L231 28V30H230V34L227 32V30L226 31H223V29H224V24H225V21H228V20H226V15H227V13L229 12L228 10H230L231 8H233ZM2 7V6H1ZM12 7V8H13ZM15 7H17V6H15ZM14 7V8H15ZM82 7H84V9H86V4H85V6H83L82 5ZM89 7H93V6H88V8ZM98 7V9H99V11H100V7L99 6H97ZM97 7H94L95 9L97 8ZM121 7V6H120ZM154 7V6H153ZM156 7V6H155ZM171 7V6H170ZM178 7V6H177ZM176 7V8H177ZM198 7V6H197ZM206 7V6H205ZM204 7V8H205ZM5 8V7H4ZM10 7L8 6V9H9ZM13 8V9H14ZM20 7L18 6V9H19ZM80 8V7H79ZM128 8V7H127ZM157 8V7H156ZM159 8V7H158ZM207 8V7H206ZM209 8V9H210ZM214 8H216V7H214ZM221 8V7H220ZM3 9V8H2ZM17 9V8H16ZM82 9V8H81ZM93 9V8H92ZM105 9V8H104ZM103 9V10H104ZM107 9V8H106ZM119 9V8H118ZM164 9V8H163ZM168 9H170V8H168ZM188 9H190V7L188 8V7H186V10H188ZM203 9V8H202ZM201 9V10H202ZM11 10L12 9H10V13L9 14H11ZM97 10V9H96ZM127 10H128V12H127ZM162 10V9H161ZM203 10H205V11H208V10H206V9H203ZM220 10V9H219ZM13 11V10H12ZM16 11V10H15ZM19 11V10H18ZM92 11V10H91ZM101 11H102V9H101ZM100 11V12H101ZM113 11V10H112ZM120 11V9L118 10V12H116V13H120L119 12ZM175 11H176V9H175ZM189 11V10H188ZM221 11V10H220ZM21 12H22V10H21ZM95 12V11H94ZM97 12H98V10H97ZM126 14H124L123 16H121V14H120V16H119V18L121 19V20H124V21H129L130 19H131V16L133 15V9L131 10H129V9H126ZM142 12H144V11H141L140 9H137V11H136V14L134 13V15H133V17H135L136 18V20H135V22H138L140 19H142L141 18V16H143L142 15ZM191 12V11H190ZM193 12H194V10H193ZM193 12H191V13H193ZM201 12V11H200ZM7 13V12H6ZM13 13V12H12ZM73 13V12H72ZM75 13V12H74ZM149 13V12H148ZM177 13V12H176ZM16 14V13H15ZM18 14H19V12H18ZM76 14H78V18H79V15L81 14H79V12L78 13H76ZM123 14V13H122ZM152 14H154V13H150V15L151 16H153ZM194 15H195V12L193 13ZM229 14V13H228ZM234 14V13H233ZM7 15V14H6ZM5 15V16H6ZM82 15V14H81ZM80 15V17L82 18V16ZM112 15H115L114 14V12H110V11H108V9L106 10V11H104V12H102V13H100V17H101V19H100V21H96L97 23H95L94 21H92V20H84V21H82L83 23H81L80 25H81V27H79L80 28V30H79V33H78V38L80 39V40H82L83 41V44L85 45V43L84 42H88V43H90V45H92L91 46V48L92 47H94V48H92V50L93 49H95L96 51H95V53H91V54H96V52H97V47L98 48H102V47H104V44L103 43H98L97 42V38L99 37V35L102 33V32H106L107 31V33H108V30L109 29H113V28H111V26H110V24L108 23L107 24V19L109 18V17H111ZM147 16L149 15V14H146ZM163 15V14H162ZM203 15V14H202ZM202 15H201V17H202ZM204 15H203V17H204ZM235 15V14H234ZM7 16H10V15H7ZM12 16H14L13 14H11V17ZM85 16V15H84ZM89 16V15H88ZM155 16V15H154ZM157 16V15H156ZM166 16V15H165ZM230 16V15H229ZM73 17H74V15H73ZM75 17H76V15H75ZM76 17V18H77ZM86 17V16H85ZM93 17V16H92ZM146 16H144V21H145V18ZM150 16H148V18H149ZM162 17V16H161ZM195 17V16H194ZM197 17V16H196ZM13 18V17H12ZM77 18V20H79ZM80 18V19H81ZM91 18V17H90ZM39 19V18H38ZM40 19H42V18H40ZM85 19V18H84ZM87 19H88V17H87ZM97 19V18H96ZM154 19H158V17L156 18H154ZM205 19V18H204ZM76 20V19H75ZM94 20V19H93ZM107 20V21H106ZM168 20H169V18H168ZM158 21V20H157ZM165 21V20H164ZM164 21H162V22H164ZM81 22V21H80ZM114 22V21H113ZM158 22H160V21H158ZM161 22V23H162ZM77 24H79L78 23V21L76 22ZM75 23V24H76ZM145 23V22H144ZM167 23V22H166ZM228 23H226V24H228ZM41 24H42V22H41ZM76 24V25H77ZM121 24H123V23H121ZM126 24V23H125ZM125 24H123L124 26H125ZM153 24H154V21H153V18L151 17V19H148L147 20V22L145 23V28H152V26H153ZM170 24V23H169ZM172 24V23H171ZM52 25V24H51ZM50 25V26H51ZM158 25H160V24H158ZM157 25V31H155V33L153 34V32H149L150 34V37L151 36H153V35H157V33H160V31H162L163 32V30H162V26L160 27V26H158ZM167 25V24H166ZM110 26V27H109ZM121 26V25H120ZM168 26V25H167ZM173 26V27H174ZM56 27H57V25H56ZM133 27V26H132ZM96 28L97 29H99V30H96ZM134 28V27H133ZM145 28H143V31H144V29ZM166 28V27H165ZM60 29V28H59ZM125 29V28H124ZM128 29H129V27H128ZM132 29V28H131ZM138 29V28H137ZM154 29V28H153ZM58 30V29H57ZM70 30V29H69ZM114 30V29H113ZM121 30H123V29H121ZM135 30V29H134ZM141 30V29H140ZM98 31L99 32H101L100 34H98ZM112 31V30H111ZM110 31V32H111ZM128 31V30H127ZM146 31V30H145ZM221 31H223V32H227V34H225V36H227V44H226V46H225V48L223 47V44L225 43L224 41L222 42H220L219 40L221 39L222 40V38L223 39H225L226 40V37H224V34H223V36H221L220 37V39H218V36L216 37V36H213L215 33H219V32H221ZM229 31V30H228ZM74 32V31H73ZM78 32V31H77ZM77 32H75L76 34H77ZM114 32V31H113ZM123 32H126V30L125 31H123ZM140 32V31H139ZM148 32V31H147ZM54 33V32H53ZM115 33V32H114ZM137 33H138V31H137ZM55 34V33H54ZM111 34H112V32H111ZM111 34L109 35V34H107L108 36H111ZM128 34V33H127ZM134 34V33H133ZM172 34V33H171ZM0 35H1V33H0ZM102 35V34H101ZM105 35H106V33H105ZM113 35V34H112ZM114 35H116V34H114ZM229 35V36H228ZM107 36V37H108ZM168 36V35H167ZM213 36V37H212ZM76 37V38H77ZM105 38H107L106 36H104ZM112 37V36H111ZM164 37V36H163ZM175 37H176V35H175ZM229 37H230V39H229ZM104 38V39H105ZM109 39H110V37H108ZM121 38V37H120ZM162 39V38H161ZM165 39V38H164ZM75 40V39H74ZM79 40V41H80ZM115 40H117L116 38H115ZM120 40V39H119ZM118 40V41H119ZM82 41H80V42H82ZM121 41V40H120ZM119 41V42H120ZM124 41V40H123ZM126 41V40H125ZM136 41V40H135ZM134 41V42H135ZM164 41H166V40H164ZM169 41V40H168ZM190 41H191V39H190ZM116 42V41H115ZM172 42V41H171ZM77 43V42H76ZM123 43V42H122ZM121 43V44H122ZM31 44V43H30ZM79 44V43H78ZM124 44V43H123ZM122 44V45H123ZM136 44V43H135ZM176 44V43H175ZM175 44H173L175 47H176V45ZM179 43H177V45H178ZM82 45V44H81ZM84 45H83V48H84ZM87 45V44H86ZM128 45V44H127ZM195 45V44H194ZM193 45V46H194ZM125 46V45H124ZM171 46V45H170ZM182 47H183V45H181ZM185 46V45H184ZM188 46H190V45H188ZM198 46H196L195 45V47H198ZM36 47V46H35ZM89 47V46H88ZM120 47V46H119ZM122 47V46H121ZM135 47V46H134ZM133 47V48H134ZM162 47V46H161ZM169 47V46H168ZM178 47V46H177ZM181 47V48H182ZM187 47V46H186ZM186 47H185V49H186ZM198 47V48H199ZM90 48V47H89ZM133 48H132V50H133ZM137 48V47H136ZM140 48V47H139ZM138 48V49H139ZM172 48H173V46H172ZM180 48V49H181ZM191 48V47H190ZM197 48V49H198ZM87 48H85V50H86ZM155 49H157V48H155ZM164 49H166V47L164 48ZM168 49V48H167ZM189 49V48H188ZM191 49H193V48H191ZM197 49L195 48V50L197 51ZM219 49V51H216V50H218ZM74 50V49H73ZM72 50V51H73ZM82 50V49H81ZM91 50V49H90ZM135 50V49H134ZM152 50V49H151ZM159 50H160V48H159ZM182 50V49H181ZM214 50L211 52V53H213L214 52ZM87 51H89V49L87 50ZM121 52H122V50H120ZM156 51V50H155ZM176 51V50H175ZM178 51V50H177ZM187 51H189V50H187ZM192 51V50H191ZM200 51V50H199ZM241 51V52H240ZM81 52H83V51H81ZM81 52H80V54H81ZM93 52V51H92ZM116 51H114V53H115ZM173 52V51H172ZM194 52V51H193ZM192 52V53H193ZM71 53V52H70ZM73 53V52H72ZM74 53L77 55V49L74 51ZM127 53V52H126ZM153 55H151L152 56V58H153V56H154V53L153 52H151ZM161 53V52H160ZM165 53V52H164ZM168 53H170V52H168ZM182 53V52H181ZM191 53V54H192ZM194 53H196V52H194ZM193 53V54H194ZM198 53V52H197ZM223 53V54H224ZM7 54V53H6ZM75 54H73V55H75ZM80 54H78V55H80ZM82 54H85V53H82ZM98 54V53H97ZM116 54V53H115ZM118 54V53H117ZM123 54H125V53H123ZM149 54V53H148ZM156 54V53H155ZM172 54V53H171ZM184 54V53H183ZM192 54V55H193ZM70 55V54H69ZM72 55V54H71ZM87 55H89V53L87 52ZM86 55V56H87ZM119 55V54H118ZM133 55V54H132ZM138 55H140V54H138ZM162 55V54H161ZM165 55H166V53H165ZM178 55V54H177ZM187 55H188V53H187ZM224 55V56H225ZM11 56H13V55H11ZM93 56V55H92ZM91 56V57H92ZM95 56V55H94ZM103 56V55H102ZM119 56H121V55H119ZM124 56V55H123ZM122 56V57H123ZM134 56H136L135 54H134ZM142 57L144 56V54H142L141 55ZM147 56V54H145V57L143 58V60H145V59H147L148 58V56ZM157 56V55H156ZM180 56H182V55H180ZM189 56V55H188ZM199 56V59L201 58L202 59V63H199L201 60H199L197 57ZM71 57V56H70ZM72 57H75V56H72ZM80 57H82L81 55H80ZM90 57V56H89ZM116 57V56H115ZM114 57V58H115ZM121 57V58H122ZM155 57V56H154ZM159 58H163V57H161L160 56V54H159V56H158ZM167 57V56H166ZM165 57V58H166ZM169 57V56H168ZM172 57V56H171ZM183 57H185V56H183ZM183 57H181V59H183ZM193 57V56H192ZM4 58H5V56H4ZM76 59H77V57H75ZM83 58V57H82ZM117 58V57H116ZM126 58V57H125ZM123 59V61L121 62V63H127V64H129V62L126 60V59ZM130 58V57H129ZM140 58V57H139ZM170 58V57H169ZM176 59L177 58H179V60H180V57H178V56H176L175 57ZM69 59V58H68ZM71 59H73V58H71ZM81 59V58H80ZM88 59V58H87ZM91 59V58H90ZM130 59H132V56H131V58ZM135 59V58H134ZM133 59V60H134ZM151 59V58H150ZM214 59L216 60V57H214ZM214 59H213V61H214ZM94 60V59H93ZM102 60V59H101ZM105 60V59H104ZM137 60V59H136ZM135 60V61H136ZM156 60H158V62L160 61V59H156ZM166 60H168V59H166ZM170 60V59H169ZM43 61V60H42ZM67 62H69V60H66ZM72 61V60H71ZM74 61V60H73ZM72 61V62H73ZM81 61V60H80ZM151 61V60H150ZM164 61V60H163ZM174 61V63L175 62H177V60H173ZM181 61V60H180ZM188 61V60H187ZM3 62V61H2ZM75 62V61H74ZM118 63H120V61H117ZM141 62H142V59H141ZM141 62H140V64H141ZM148 62H149V60H148ZM153 62V61H152ZM156 62V61H155ZM161 62V61H160ZM170 62V61H169ZM168 62V63H169ZM182 62V61H181ZM183 62H185V61H183ZM182 62V63H183ZM215 62V61H214ZM232 62V61H231ZM247 62H250V64H245V63H247ZM10 63V62H9ZM71 63V62H70ZM69 63V64H70ZM77 63V62H76ZM106 63V62H105ZM120 63V64H121ZM130 63H134V61L132 62L131 60H130ZM146 63V62H145ZM157 63V62H156ZM164 63H165V61H164ZM2 64V63H1ZM5 64V63H4ZM8 64V63H7ZM101 64V63H100ZM103 64V63H102ZM136 63H134V65H135ZM148 64H150V63H148ZM148 64H146L147 66H148ZM153 64V66H154V62L152 63ZM161 64H163V63H161ZM173 64V63H172ZM185 64H186V62H185ZM194 64V63H193ZM110 65H111V63H110ZM112 65H113V63H112ZM116 65V64H115ZM122 65H124V64H122ZM122 65H120V66H118L117 68H116V70H111V72L112 73H115V72H117V76L115 77L116 78V85H117V88H115V89H119V91H120V93L119 94H122V98H123V100L124 101H126V98H129L128 100H129V102H130V104L132 103V102H135L134 101V99L136 100V95H137V93H135L134 91H133V86L132 85H136V84H134V83H136L138 80V74H137V76L135 77L134 75V70H132V76H134V77H129V75L127 76V74L128 73H126L127 71H125V69H127V68H124V66H122ZM131 65V64H130ZM130 65L129 66H127V67H129L130 68ZM156 65V64H155ZM165 65V64H164ZM167 65V64H166ZM231 65V64H230ZM76 66V65H75ZM103 66V65H102ZM108 66V65H107ZM126 66V65H125ZM138 66H140L139 64H138ZM141 66H144V69L145 70H148V68H149V66H148V68L146 69L145 68V65H144V63H143V65L141 64ZM140 66V67H141ZM146 66V67H147ZM152 66V65H151ZM150 66V67H151ZM200 66V65H199ZM204 66L202 67V71H204ZM213 66V65H212ZM218 66H219V63H218ZM7 67V66H6ZM111 67V66H110ZM113 67H114V65H113ZM132 67V66H131ZM135 67H137V66H135ZM157 67V66H156ZM156 67H154V68H156ZM195 67H197L196 65H195ZM194 67V70H196V68ZM225 67V66H224ZM229 67V66H228ZM0 68H1V66H0ZM3 68H5V66L3 67L2 66V69ZM8 68V67H7ZM7 68H5V69H7ZM112 68V67H111ZM128 68V69H129ZM138 68V67H137ZM136 68V69H137ZM159 68V67H158ZM213 68V67H212ZM211 68V70H213ZM1 69V70H2ZM78 69V68H77ZM104 68H101V70H99L100 72L99 73H102ZM113 69V68H112ZM127 69V70H128ZM135 69V70H136ZM141 69H143L142 67L141 68H139L137 71H139V70H141ZM151 69V68H150ZM205 69H206V67H205ZM226 69V68H225ZM224 69V70H225ZM4 70V69H3ZM56 70H58V69H56ZM55 70V71H56ZM144 70V74L143 73H140L141 71L143 72V70H141L140 72H138V73H140V74H143V76L145 75V73H147L146 71ZM152 70V69H151ZM150 70V71H151ZM155 70V69H154ZM158 70V69H157ZM156 70V71H157ZM197 70H201L200 68L199 69H197ZM211 70H210V68H209V71L211 72ZM7 70H5V72H6ZM12 71V70H11ZM102 71V72H101ZM106 72H107V70H105ZM104 71V72H105ZM149 71V70H148ZM149 71V72H150ZM201 71V72H202ZM227 71V70H226ZM3 73L2 74H4L5 72L4 71H2ZM57 72V71H56ZM60 72V71H59ZM78 72V71H77ZM96 72V71H95ZM105 72V73H106ZM129 72V71H128ZM136 72V71H135ZM195 72V71H194ZM201 72H200V75H202L201 74ZM74 73V72H73ZM98 73V74H99ZM108 73V72H107ZM106 73V74H107ZM110 73V72H109ZM153 73V72H152ZM197 73V72H196ZM206 73V72H205ZM2 74H0V75H2ZM6 74H7V72H6ZM61 74V73H60ZM74 74H76V73H74ZM103 74V73H102ZM149 74H151V72L149 73ZM198 75H199V71H198V73H197ZM203 74H204V72H203ZM206 74H208V73H206ZM9 75H10V72H9ZM82 75V74H81ZM100 75V74H99ZM111 75V74H110ZM110 75H109V77H110ZM131 75V74H130ZM198 75H196L197 77H195V79L197 80L198 79ZM209 75V74H208ZM207 75V76H208ZM98 76V75H97ZM102 76H105L104 74L102 75ZM107 76H108V74H107ZM112 76H113V74H112ZM140 76V75H139ZM142 76V77H143ZM147 77H148V75H146ZM150 76V75H149ZM189 76V75H188ZM215 77H216V75H214ZM1 77V76H0ZM114 77V76H113ZM147 77H146V79L145 80H147ZM151 77V79H152V77H153V79H155L154 78V76H150ZM205 77V76H204ZM209 77V76H208ZM2 78V77H1ZM75 78H77V77H75ZM101 79H102V77H100ZM99 78V79H100ZM105 78V81H107L106 80V77H104ZM108 78V77H107ZM140 78V77H139ZM159 78V77H158ZM193 78V77H192ZM192 78H190V80L192 79ZM200 78H202L201 76H200ZM4 79V78H3ZM101 79H100V81H101ZM110 79H111V77H110ZM110 79H108V80H110ZM144 78H142V80H143ZM148 79H150V78H148ZM152 79V80H153ZM187 79V78H186ZM186 79H184V80H186ZM189 79V78H188ZM194 79V78H193ZM192 79V80H193ZM2 80V79H1ZM73 80V79H72ZM113 80V79H112ZM115 80V79H114ZM140 80H141V78H140ZM139 80V81H140ZM152 80H151V82H152ZM192 80H191V82H192ZM195 80V81H196ZM199 80V79H198ZM197 80V81H198ZM202 80V79H201ZM213 80V81H214ZM71 81V80H70ZM95 82H96V79L94 80ZM92 82L91 84H93V83H95V82ZM97 81H99V80H97ZM104 81V80H103ZM189 81V80H188ZM200 81V80H199ZM110 82V81H109ZM151 82H149V83H144V85H147V84H150ZM153 82H155V81H153ZM186 82H187V80H186ZM201 83H202V81H200ZM130 83H131V85H130ZM133 83V84H132ZM140 83V82H139ZM143 83V82H142ZM156 83V82H155ZM217 83V82H216ZM73 84V83H72ZM76 84H77V80H76ZM90 84V85H91ZM95 84H97V85H99L97 82L95 83ZM95 84H93V85H95ZM102 84V83H101ZM104 84V83H103ZM109 84V83H108ZM141 84V83H140ZM163 83H161L160 85H162ZM187 84V83H186ZM192 84V83H191ZM195 84H197L198 86H200V84H198V83H195ZM194 84V86H196ZM203 84V83H202ZM201 84V85H202ZM69 85V84H68ZM75 85V84H74ZM107 85V84H106ZM106 85H104L105 87H106ZM138 85V84H137ZM144 85H139V88H142V89H140V92H142V90H143V92L145 91L144 89H143V87H140V86H144ZM153 85V83L151 84V86ZM156 85V84H155ZM219 85H221V84H219ZM70 86V85H69ZM76 86V85H75ZM79 86H81V85H79L78 84V87ZM102 86V85H101ZM109 86H110V89H111V85L109 84ZM131 86V88L132 89H129V87ZM150 86V85H149ZM150 86V87H151ZM163 86V85H162ZM161 86V87H162ZM167 86V85H166ZM188 86V85H187ZM193 85H192V87L191 86H189V87H191L190 89L192 90V88L194 87ZM198 86H197V89H198ZM68 87V86H67ZM77 87V88H78ZM89 87H91V86H89ZM112 87H113V85H112ZM146 87H148V86H146ZM160 87V86H159ZM204 87V86H203ZM223 87V86H222ZM66 88V87H65ZM68 88H71V87H68ZM74 88V87H73ZM77 88H75V90L77 89ZM82 88V87H81ZM94 88H96V87H94ZM99 88H100V85H99ZM104 88V87H103ZM114 88H113V90H114ZM134 88H137V86L136 87H134ZM145 88V87H144ZM152 88V87H151ZM155 88L157 89V87L155 86V87H153L152 89H149V90H155ZM164 88V87H163ZM201 88H202V86H201ZM219 88V87H218ZM72 89V88H71ZM97 89H98V87H97ZM96 89V90H97ZM106 89V88H105ZM108 89V88H107ZM110 89H108V91L110 90ZM138 89V88H137ZM137 89H135V91H138ZM185 89V88H184ZM196 89V90H197ZM253 89H257V91H259V92H257V91H255V90H253ZM60 90H64V89H60ZM67 90V89H66ZM69 90V89H68ZM68 90H67V92H68ZM80 90V89H79ZM92 90H93V88H92ZM95 90V91H96ZM99 91H102V90H104V89H102L101 88V90L100 89H98ZM97 90V91H98ZM146 90H148V88H146ZM148 90V91H149ZM161 90V89H160ZM189 90V89H188ZM200 89H199V91H195V92H200L201 91ZM71 91V90H70ZM69 91V92H70ZM94 91V90H93ZM111 91H112V89H111ZM111 91L109 92V94L111 93ZM132 91V92H131ZM263 91V90H262ZM50 92V91H49ZM55 92H57V93H59V91L57 90V91H55ZM64 92H65V90H64ZM73 92V91H72ZM71 92V93H72ZM75 93H76V91H74ZM107 92V91H106ZM105 92V96H106V94L108 93H106ZM118 92V91H117ZM116 92V93H117ZM139 92V91H138ZM138 93V94H144V93ZM167 92V91H166ZM190 92V91H189ZM209 92V93H208ZM264 92V91H263ZM262 92V93H263ZM7 93H9V92H7ZM17 93V92H16ZM60 93H62V92H60ZM77 93H79V92H77ZM94 93V92H93ZM161 93V95H162V92H160ZM176 93V92H175ZM194 92L193 91H191L190 92V97H189V99H191L192 100V98H193V96H192V94H193ZM201 93V92H200ZM90 94V93H89ZM114 94H115V92L113 91V96H114ZM203 94L201 95V96H203ZM58 95V94H57ZM56 95V96H57ZM59 95H61L60 97H59V99L62 97L63 98V93L62 94H59ZM88 95V94H87ZM141 95H139V98H140V96ZM154 95V96H153ZM152 96L153 97H155V94H153ZM159 95V94H158ZM166 95V94H165ZM173 95H174V93H173ZM184 95H187V94H184ZM194 96H197L199 99H200V97L198 96V95H195V93L193 94ZM2 96V95H1ZM73 96V95H72ZM90 96V95H89ZM88 96V97H89ZM94 96V97H93ZM96 96H97V94H96ZM94 94H92V98H93V100H92V98H91V101H92V103H94V102H96L97 103V97L98 96H100V94L96 97ZM108 96V95H107ZM110 96V95H109ZM135 96V97H134ZM145 96V95H144ZM144 96H141L142 98L144 97ZM149 96V95H148ZM147 96V97H148ZM157 96V95H156ZM160 96V95H159ZM175 96V95H174ZM218 96V95H217ZM87 97V98H88ZM111 97V96H110ZM116 97V96H115ZM134 99H133V98ZM167 97V96H166ZM176 97V96H175ZM192 97V98H191ZM57 98H58V96H57ZM101 98V97H100ZM99 98V99H100ZM104 98V99H103ZM105 98H108V97H102V99H100V101L102 102V101H105L104 102V104H103V106H102V103H101V106H99V109H100V107H106V105H107V110L108 109H110L111 108V106H113V105H111L110 104V100H109V103H107L106 104V99ZM116 98H118V96L116 97ZM138 97H137V100L139 99ZM142 98H141V100H142ZM150 98H152V97H150ZM149 98V99H150ZM164 98V97H163ZM202 98V97H201ZM10 99V98H9ZM110 99V98H109ZM145 99H146V97H145ZM148 99V98H147ZM152 99H156V98H152ZM188 99V100H189ZM195 99V98H194ZM193 99V101H195ZM202 99V100H203ZM58 100V99H57ZM61 100V99H60ZM89 100V102H90V98L89 99H87V101ZM108 100V99H107ZM117 100V99H116ZM115 100V101H116ZM119 100V99H118ZM120 100H121V98H120ZM120 100H119V102H120ZM123 100H122V102H123ZM136 100V101H137ZM165 100V99H164ZM172 100H173V98H172ZM188 100H184V101H181L182 103L183 102H185L184 104H188L189 105V107H188V105L186 106L188 109H190L191 107H193V105L191 106L190 105V103L192 104V101L190 102V103H188L189 101ZM196 100H198L197 98H196ZM201 100V99H200ZM200 100H199V102H200ZM1 101V100H0ZM144 101V99L141 101V102H143ZM150 101V100H149ZM153 100H151V102H152ZM156 101H157V99H156ZM156 101H154V102H152V103H154L155 104V102ZM160 101V100H159ZM169 101V100H168ZM174 101V100H173ZM188 101V102H187ZM6 102V101H5ZM86 102V100L84 101V103ZM89 102L87 103H85V104H87V108H88V104H89ZM99 102V101H98ZM114 102V101H113ZM118 102V103H119ZM128 102V101H127ZM147 102V101H146ZM175 102V101H174ZM176 102H177V99H176ZM196 102V101H195ZM201 102H204V101H201ZM1 103V102H0ZM9 103V102H8ZM95 103V104H96ZM100 103H99V105H100ZM121 103V102H120ZM125 102H123V104L122 105H124V107H125V104H124ZM137 103V102H136ZM148 103V102H147ZM147 103H145V104H147ZM129 104V103H128ZM127 104V105H128ZM144 104V105H145ZM181 104V103H180ZM184 104H182V105H184ZM201 104V103H200ZM200 104H196V105H194L195 107L193 108V111H192V109H191V112H190V110H189V112L187 111V109H186V107L184 106V108H183V106H182V108L183 109H185L186 111L185 112H183L184 110H182V112L184 113V114H187L186 116H190V117H192V118H197V117H201V118H203L202 117V115L201 116H198L197 115V113H196V111L200 108L199 106H200ZM229 104H231L230 106H229ZM1 105V104H0ZM90 105V104H89ZM98 105V104H97ZM115 105H117L116 107L118 108H114V111H118L119 109H121V108H119L118 106H121V105H119V104H117V102H116V104ZM137 105H140L139 103L137 104ZM176 105H177V103H176ZM204 105V104H203ZM2 106V105H1ZM0 106V107H1ZM130 106H132V105H130ZM136 106V105H135ZM135 106H132V107H135ZM90 107H92L91 105H90ZM94 107H96V105H94ZM105 107H104V109H105ZM139 107V106H138ZM138 107H136V108H138ZM147 107V106H146ZM164 107V106H163ZM122 108H123V106H122ZM159 108V107H158ZM171 108V107H170ZM176 108H178L179 109V107H178V105H177V107ZM90 109V108H89ZM89 109H87L88 111H89ZM91 109H93V108H91ZM96 109V108H95ZM117 109V110H116ZM123 109H125V108H123ZM123 109H122V112H124L123 111ZM145 109H148V108H145ZM144 109V110H145ZM153 109H155V108H153ZM174 109V110H173ZM178 109H175V108H172V110L174 111V113H175V115L178 113H176L175 111L176 110H178ZM180 109H181V107H180ZM22 110V109H21ZM31 110V109H30ZM29 110V111H30ZM87 110H86V112H87ZM98 110V109H97ZM137 110V109H136ZM157 110V109H156ZM163 110H164V108H163ZM171 110V111H172ZM203 110V109H202ZM201 110V111H202ZM4 111H6V110H4ZM82 111H85V110H82ZM98 111H100V110H98ZM105 111V110H104ZM111 111H112V109H111ZM120 111V110H119ZM153 111V110H152ZM158 111V110H157ZM173 111L171 112L172 113V115H174V113H173ZM179 111V110H178ZM198 111H200V110H198ZM197 111V112H198ZM205 111V110H204ZM208 111V112H207ZM7 112H10V110L9 111H7ZM32 112H33V110H32ZM85 112V113H86ZM90 112V111H89ZM89 112H87V113H89ZM101 112V111H100ZM103 112V111H102ZM108 112H110L109 110L107 111V113L106 112H103V115H102V117L104 116V114L106 113V114H108V115H110L111 117L113 116V113H114V115H115V117H116V115L117 114H115V112H113L112 114H111V112L110 113H108ZM121 112V113H122ZM129 112V111H128ZM134 112V111H133ZM140 112V115H142L141 114V110H139L138 112H137V114ZM147 112V111H146ZM160 112V111H159ZM161 112H163V111H161ZM181 111H179V113H180ZM180 113V115L179 114H177L178 116H181L183 113ZM193 112H195V113H193ZM2 113V111H1V108H0V114ZM16 113V112H15ZM19 113V112H18ZM25 113V112H24ZM34 113H36V112H34ZM33 113V114H34ZM39 113V112H38ZM118 113V112H117ZM143 113V112H142ZM144 113H145V111H144ZM148 113V112H147ZM164 114H165V112H163ZM171 113L170 114H168V116H171V120H172V115H171ZM199 113V112H198ZM201 113V112H200ZM4 114L5 113H2L1 115H3V119H4V122H6V120L8 121V119H9V121L8 122H6V123H1L0 122V143H2L3 145V147L5 146H11V141L13 140L14 141V138L13 137H15V136H13V134H14V132L16 131V135H17V131H21L22 130V125H23V123H18V119H17V117L16 118H14L13 117V114H12V117L11 118H8V119H5V117L6 116H4ZM26 114H27V116H29L30 115V112H26L25 113V117H26ZM29 114V115H28ZM83 114V113H82ZM101 114V113H100ZM122 114H124V115H126L125 113H122ZM122 114H121V116H122ZM129 114H130V112H129ZM135 114V113H134ZM134 114L132 113L131 114V116H132V119L134 118L133 116H134ZM160 114V113H159ZM167 114V113H166ZM166 114L165 115H163L162 113H161V115L162 116H164L165 118H162V116H160V118H162V119H168V118H166ZM184 114L182 115V117L184 116ZM8 115V114H7ZM9 115H10V113H9ZM14 115H17V113L16 114H14ZM21 115H23V114H21ZM32 115V114H31ZM40 115V114H39ZM84 115V114H83ZM88 115V114H87ZM119 115H120V112H119V114H118V117H119ZM136 115V114H135ZM139 115V116H140ZM152 115H154V117H155V114H152ZM151 114H150V116H152ZM177 115H176V117H177ZM18 116V115H17ZM32 116H34V115H32ZM37 116V115H36ZM35 116V117H36ZM76 116V115H75ZM86 116V115H85ZM109 116V117H110ZM120 116V117H121ZM156 116H157V114H156ZM167 116V117H168ZM229 116H231V119H230V117ZM10 117V116H9ZM22 117H24V115L22 116ZM24 117V118H25ZM34 117V120H37L36 118ZM41 117V116H40ZM79 117V116H78ZM98 117H101V116H98ZM97 117V119L100 121V119ZM107 118H108V116H106ZM110 117V118H111ZM114 117V116H113ZM113 117H112V119H113ZM114 117V118H115ZM118 117H116V119L118 118ZM136 117V116H135ZM176 117H173V118H176ZM185 117V116H184ZM12 118H14V119H12ZM28 118H30V120H31V118H33V117H28ZM76 118V117H75ZM105 119L104 117H103V119L104 120H108L109 122H110V119ZM122 118H123V116H122ZM121 118V119H122ZM126 118H127V116H126ZM140 118H144L143 116H141ZM159 118V117H158ZM157 118V119H158ZM159 118V120H160V122H161V119ZM178 118V117H177ZM10 119H12V120H15V119H17V121H12V120H10ZM27 119V118H26ZM26 119H25V121H26ZM78 119V118H77ZM87 119V118H86ZM96 119V120H97ZM121 119H120V121H121ZM131 119V118H130ZM131 119V120H132ZM135 119V118H134ZM145 119V118H144ZM183 119H185V118H183ZM189 119V118H188ZM187 118L185 119V120H187V121H189ZM20 120V119H19ZM28 120V119H27ZM42 120V119H41ZM90 120V119H89ZM96 120H95V122H96ZM97 120V121H98ZM115 120V119H114ZM114 120H112V121H114ZM117 120H119V118L117 119ZM123 120V119H122ZM125 120V119H124ZM151 120H152V118H151ZM169 120V119H168ZM176 120V119H175ZM174 119L172 120V121H165V122H167V123H171L170 125H171V127L172 128H174V127H178V129L177 130H179V131H181V128H182V130H184V132L186 131V129H185V126H183V124H182V127H180L179 128V126H180V124L178 125V126H174L173 125V121H175ZM184 120V121H185ZM190 120H191V118H190ZM193 120H192V122H193ZM215 120H217V121H215ZM29 121V120H28ZM39 121H40V119H39ZM98 121V122H99ZM112 121L110 122V123H107V125L109 124H111L112 123ZM133 121V120H132ZM150 121V120H149ZM177 121H179L178 119H177ZM181 121H182V119H181ZM202 121H203V119H202ZM231 121V122H230ZM13 122V123H12ZM27 122V121H26ZM25 122V123H26ZM32 122V121H31ZM34 122V121H33ZM36 122L37 121H35V123L34 124H36ZM41 122V121H40ZM94 122V121H93ZM101 122H104L103 120H101ZM106 122V121H105ZM104 122V123H105ZM128 122V121H127ZM134 122H135V120H134ZM142 122H143V119H142ZM148 122V121H147ZM163 122V121H162ZM165 122H163V123H165ZM183 122V121H182ZM219 124H218V123ZM230 122V123H229ZM233 122V123H232ZM38 123V122H37ZM85 123H87V122H85ZM84 123V124H85ZM97 123V122H96ZM95 123V124H96ZM103 123V124H104ZM114 123V122H113ZM119 123V122H118ZM129 124H130V122H128ZM145 125H147L146 123H145V121L143 122ZM142 123V124H143ZM151 123V122H150ZM176 123V122H175ZM179 122H177V124H178ZM184 123V122H183ZM194 123V122H193ZM232 123V124H231ZM237 125H236V124ZM2 124V125H1ZM19 124H21V125H19ZM29 124V123H28ZM90 124V123H89ZM88 124V125H89ZM94 123H93V125H95ZM102 123H100L99 125H101ZM102 124V125H103ZM124 124V123H123ZM123 124H122V127H123ZM131 124H133V123H131ZM136 124L137 123H135V125H133V126H136ZM139 124V123H138ZM152 124V123H151ZM187 124V123H186ZM190 124H191V121H190ZM195 124V123H194ZM233 124H235V126H233ZM30 125H32V124H30ZM38 125V124H37ZM92 125V123L90 124V126ZM92 125V126H93ZM97 125V124H96ZM119 125V124H118ZM140 125V124H139ZM150 125V124H149ZM160 125V124H159ZM164 125V124H163ZM162 125V126H163ZM165 125L167 126L168 124H166L165 123ZM163 126L164 128H165V131H168V130H166V126ZM176 125V124H175ZM28 125H26V127H27ZM90 126H88V127H90ZM90 127V128H88L89 130L87 131V133H88V135H87V137H85L84 139H83V141H85V149L87 148L88 150H93V146H94V144L96 143H99V142H101V144L100 145H103V144H105L104 142H106L107 140L109 141L108 143H114V146H115V148L114 147H112V144H109V146L111 145V147L113 148H111L113 151H114V149L116 150V149H118V151H120L121 149H122V151L124 150H127V151H129V152H131V155L133 154V150H137V151H139L140 153H143V155H144V152L145 151H148V149H149V147L146 149V147L148 146V145H146V147H144L143 146V143L144 142H142V140H141V138L143 137H141L140 135L142 134L141 132H142V130H139L140 128L142 129V126H140V128L138 129L137 128V126L135 127V128H132V129H128V130H126V128H127V125H125L124 127H126L125 128V130H126V132H124L125 130L123 129V128H121L122 130H124L123 132H121L122 130H116V131H113V129H115L116 128V126H115V124L114 125H112V126H115V128H113V129H111L110 131L112 132L113 131V133H112V135H110L111 133L110 132H107V131H109V129L108 130H104L102 127L100 128V129H98L97 127ZM106 126V125H105ZM112 126L110 125L109 127H111L112 128ZM130 126V125H129ZM148 126V125H147ZM169 126V125H168ZM174 126V127H173ZM190 126H192V125H190ZM198 126H199V124H198ZM25 129H26V127L25 126H23ZM29 127V126H28ZM34 127V126H33ZM119 127V126H118ZM117 127V128H118ZM139 127V126H138ZM145 127V126H144ZM143 127V128H144ZM149 127V126H148ZM159 127V126H158ZM163 127H161L162 129H163ZM184 127V128H183ZM187 127V126H186ZM200 128H201V126H199ZM23 128V129H24ZM30 128V127H29ZM104 128H107V127H104ZM137 128V129H136ZM155 128V127H154ZM168 128V127H167ZM199 128V129H200ZM153 129V128H152ZM162 129H159V130H162ZM169 129V128H168ZM175 130H176V128H174ZM195 129V128H194ZM196 129H198V128H196ZM85 130V129H84ZM87 130V129H86ZM139 130V131H138ZM158 130V129H157ZM170 131L172 130V132H174V133H176L177 132V130L176 131H173V129H169ZM28 131H29V129H28ZM36 131V130H35ZM143 133L145 134V129H143ZM170 131H168V132H170ZM178 131V132H179ZM197 131H199V130H197ZM22 132V131H21ZM40 132V131H39ZM139 132V133H138ZM147 132V131H146ZM148 132H149V129H148ZM147 132V134H150V133H148ZM151 132H152V130H151ZM172 132H170L171 134H172ZM182 132V131H181ZM183 132V133H184ZM201 132H202V129H201ZM26 133V132H25ZM24 133V134H25ZM30 134L32 133V131L31 132H29ZM34 133V132H33ZM38 133V132H37ZM86 133V134H87ZM141 133V134H140ZM163 133H164V131H163ZM166 133V132H165ZM194 133V132H193ZM18 134H19V132H18ZM23 134V133H22ZM30 134H28V135H30ZM35 134V133H34ZM140 134V135H139ZM147 134H145V135H147ZM153 134H156V133H153ZM170 134V135H171ZM180 134V133H179ZM190 134V133H189ZM196 134H198V132L196 133ZM212 135V136H214L215 138V140H216V143H213L212 141H210V139L208 138V135ZM83 136L85 135V133L84 134H82ZM143 135V134H142ZM144 135V136H145ZM162 135V134H161ZM165 135V134H164ZM176 135V134H175ZM181 135V134H180ZM180 135H178L179 137H180ZM204 135V136H203ZM25 136V135H24ZM82 136V137H83ZM177 136V135H176ZM175 136V137H176ZM184 136H185V134H184ZM200 136V135H199ZM17 137V136H16ZM27 137V136H26ZM30 137V136H29ZM146 137V136H145ZM153 137V136H152ZM157 137V136H156ZM174 137V136H173ZM174 137V138H175ZM182 137V136H181ZM197 138H200V139H202L201 137H198V136H196ZM144 138V137H143ZM158 138H160L159 136H158ZM164 138V137H163ZM169 138V137H168ZM145 139V138H144ZM147 139V138H146ZM179 139V138H178ZM184 139H182V140H184ZM212 139V138H211ZM22 140V139H21ZM24 140V139H23ZM180 140V139H179ZM182 140H180V141H182ZM214 140V141H215ZM16 141V140H15ZM14 141V142H15ZM19 141V140H18ZM28 141V140H27ZM146 141V140H145ZM151 141H152V139H151ZM153 141H155V140H153ZM186 141V140H185ZM147 142H148V140H147ZM150 142V141H149ZM156 142V141H155ZM155 142H153V145H155L154 143ZM163 142V141H162ZM26 143V142H25ZM25 143H23V145L25 144ZM30 143V142H29ZM84 143V142H83ZM152 143V142H151ZM182 143V142H181ZM181 143H180V145H181ZM183 143H184V141H183ZM12 144H13V142H12ZM15 144V143H14ZM28 144V143H27ZM27 144H25L24 146H26ZM146 143H144V145H145ZM157 144H159L160 145V143H157ZM19 145V144H18ZM84 145V144H83ZM152 145V146H153ZM0 146H1V144H0ZM1 146V147H2ZM14 146H16V145H14ZM27 146H30V145H27ZM97 146V145H96ZM152 146H150V148L152 147ZM158 146V145H157ZM164 146V145H163ZM0 147V148H1ZM11 147H13V145L11 146ZM41 147V146H40ZM84 147V146H83ZM98 147V146H97ZM108 147V146H107ZM156 147V146H155ZM160 147V146H159ZM158 147V149L157 150H160V148ZM162 147V146H161ZM180 148H181V146H179ZM179 147H178V149H179ZM14 148V147H13ZM29 148V147H28ZM37 148V147H36ZM44 148V147H43ZM109 148V149H110ZM157 148V147H156ZM155 148V149H156ZM187 148V147H186ZM8 149V148H7ZM11 149V148H10ZM21 150H24L23 148H20ZM19 148H18V150L19 151H17V153H20V150ZM86 149V150H87ZM98 149V148H97ZM108 149V150H109ZM153 149V148H152ZM182 150H183V147L181 148ZM192 149V150H193ZM6 150V149H5ZM13 150V149H12ZM15 151L17 150V149H14ZM13 150V151H14ZM27 149H25L24 151H26ZM46 150V149H45ZM111 150V151H112ZM185 150V149H184ZM0 151H1V149H0ZM3 151V150H2ZM7 151V150H6ZM117 150L115 151V152H118ZM122 151H120L121 152V154H123L122 153ZM155 151V150H154ZM181 151V150H180ZM8 152H9V149H8ZM12 152V151H11ZM11 152H9L10 154H9V156H11ZM94 152V151H93ZM119 152V153H120ZM150 152V151H149ZM148 152V153H149ZM169 152V151H168ZM1 153V152H0ZM4 153L5 154H8L7 152H5L4 151ZM28 152H26L25 153V155H24V157H27L26 156V154H27ZM88 152H86V154H87ZM112 153V152H111ZM147 153V154H148ZM152 153V152H151ZM154 153V152H153ZM173 153V152H172ZM206 153V154H205ZM21 154V153H20ZM19 154V156L21 157V155ZM24 154V153H23ZM92 154V153H91ZM90 154V155H91ZM125 154V153H124ZM136 154V153H135ZM139 154V153H138ZM137 154V155H138ZM155 154V153H154ZM165 154V153H164ZM200 154H202V155H200ZM88 155H89V153H88ZM118 155V154H117ZM131 155H129V157L131 156ZM174 155V154H173ZM1 156H3V155H1ZM5 156V155H4ZM3 156V157H4ZM8 156V157H9ZM15 156H17V155H15ZM87 156V155H86ZM128 156V155H127ZM147 156V155H146ZM204 156L202 157V158H204ZM3 157H1V158H3ZM7 157V158H8ZM20 157H18V158H20ZM24 157L22 156L21 158H23V159H21L22 160V162H24ZM37 157V156H36ZM131 157H133V156H131ZM6 158V157H5ZM4 158V159H5ZM6 158V159H7ZM11 158V157H10ZM119 158V157H118ZM145 158V157H144ZM3 159V160H4ZM5 159V160H6ZM12 159H14V158H12ZM27 159V158H26ZM92 159V158H91ZM130 159V158H129ZM155 159V158H154ZM4 160V161H5ZM8 160H10V159H8ZM90 160V159H89ZM127 160V159H126ZM156 160V159H155ZM166 160V159H165ZM164 160V161H165ZM203 160V159H202ZM201 160V161H202ZM204 160H205V158H204ZM13 161V160H12ZM15 161H17V159L15 160ZM92 161H93V159H92ZM125 161V160H124ZM130 161H132V160H130ZM3 162V161H2ZM1 162V163H2ZM9 162V161H8ZM21 162V163H22ZM127 163H128V161H126ZM153 162V161H152ZM168 162V161H167ZM167 162L165 161V162H163V163H166L167 164ZM169 162H171L170 160H169ZM195 162H196V160H195ZM4 163V162H3ZM18 163H20V162H18ZM126 163V164H127ZM132 163V162H131ZM15 165L17 164V163H14ZM133 164V163H132ZM158 164V163H157ZM165 164V166H166V168H167V165ZM178 164H177V166H178ZM2 165V164H1ZM129 165V164H128ZM150 165V164H149ZM170 165V164H169ZM195 165V164H194ZM197 165V164H196ZM23 167H24V165H23ZM160 167V166H159ZM170 167V166H169ZM27 168V167H26ZM25 168V169H26ZM132 168V167H131ZM171 168H172V166H171ZM175 168V167H174ZM10 169H11V167H10ZM17 169H18V166H17ZM24 169V168H23ZM60 169H62V167L60 168ZM151 169V168H150ZM155 169V168H154ZM158 169V168H157ZM162 169V168H161ZM55 170V169H54ZM64 170H66V168L64 169ZM147 170V169H146ZM172 170V169H171ZM195 170V169H194ZM27 171V170H26ZM127 171V170H126ZM130 171H133V170H131L130 169ZM135 171V170H134ZM137 171H138V169H137ZM162 171V170H161ZM175 171V170H174ZM18 172V171H17ZM20 172V171H19ZM25 172V171H24ZM23 172V173H24ZM119 172V171H118ZM128 172V171H127ZM149 172V171H148ZM163 172V171H162ZM23 173H21V175L23 174ZM60 173V172H59ZM63 173V172H62ZM64 173H66V172H64ZM131 173V172H130ZM130 173H128V174H130ZM171 173V172H170ZM174 173V172H173ZM176 173V172H175ZM177 173H179V172H177ZM176 173V174H177ZM161 174V173H160ZM164 174V173H163ZM193 174V173H192ZM62 175H64V174H62ZM67 175V174H66ZM124 175V174H123ZM132 175V174H131ZM130 175V176H131ZM156 175V174H155ZM162 175V174H161ZM172 175V174H171ZM194 175V174H193ZM12 176V175H11ZM54 176V175H53ZM55 176H56V174H55ZM68 176H69V174H68ZM125 177H126V175H124ZM124 176H122V177H124ZM129 176V175H128ZM127 176V177H128ZM165 176V175H164ZM170 176V175H169ZM181 176V175H180ZM179 176V177H180ZM196 176H197V174H196ZM135 177V176H134ZM133 177V178H134ZM188 177V176H187ZM190 177H192L191 175H190ZM56 178V177H55ZM55 178H53L54 180H55ZM67 178V177H66ZM109 178V177H108ZM130 178V177H129ZM181 178V177H180ZM15 179V178H14ZM70 179V178H69ZM69 179H67V180H69ZM107 179V178H106ZM132 179V178H131ZM140 180L142 179V178H139ZM139 179H137V180H139ZM166 179V178H165ZM177 179H178V177H177ZM191 179V178H190ZM21 180V179H20ZM53 180V181H54ZM124 180V179H123ZM128 180V179H127ZM134 180V179H133ZM17 181H18V179H17ZM136 181V180H135ZM166 181V180H165ZM179 181V180H178ZM177 181V182H178ZM191 181V180H190ZM195 181V182H194ZM201 181V182H200ZM108 182H111L110 180L108 181ZM115 182V181H114ZM127 182V181H126ZM134 182V181H133ZM56 183V182H55ZM107 183V182H106ZM112 183V182H111ZM118 183V182H117ZM168 183V182H167ZM185 183V182H184ZM184 183H183V185H184ZM58 184V183H57ZM62 184V183H61ZM65 184V183H64ZM114 184H116V182L114 183ZM120 184V183H119ZM124 184H126V183H124ZM123 184V182H122V185H120V186H123L124 185ZM141 184V183H140ZM177 184V183H176ZM186 184V183H185ZM60 185V184H59ZM174 185H175V183H174ZM61 186H63V184L61 185ZM104 186V185H103ZM102 186V187H103ZM106 186V185H105ZM126 186V185H125ZM128 186V185H127ZM178 186V185H177ZM255 186V187H254ZM176 187V186H175ZM186 187V186H185ZM188 187V186H187ZM250 187H252V188H250ZM254 187V188H253ZM120 188V187H119ZM125 188H127V187H125ZM184 188V187H183ZM106 189V188H105ZM177 189V188H176ZM254 189V190H253ZM106 190H108V192H110L108 195H111V196H114V194H115V190H116V188H115V186H111L109 183H108V185H107V189ZM121 190V189H120ZM117 191H118V189H117ZM121 191H126V190H121ZM121 191H120V193H121ZM107 192V191H106ZM193 192V191H192ZM218 192V193H217ZM246 192H247V194H246ZM117 193H119V192H117ZM178 193V192H177ZM105 194H107V193H105ZM193 194V193H192ZM99 195V194H98ZM107 195V196H108ZM118 195V194H117ZM184 195V194H183ZM100 196V195H99ZM111 196H109V198L111 197ZM168 196V195H167ZM177 196V195H176ZM243 196H245L244 198H242ZM116 197V196H115ZM114 197V198H115ZM179 197V196H178ZM188 197H189V195H188ZM118 198V197H117ZM159 198H161V197H159ZM173 198V197H172ZM185 198V197H184ZM200 198H202V200H200ZM98 199V198H97ZM100 199H102V196H101V198ZM111 199V198H110ZM113 199V198H112ZM168 199V198H167ZM183 199V198H182ZM192 199V198H191ZM197 199V200H196ZM115 201H113L112 200V210H111V213L110 212H108V213H110V214H112V219H113V217H114V219H113V222H114V220L115 221H117L118 223L120 222V220H123L122 219V217H124V216H122L121 215V213H120V209H119V204L117 205V203L116 202H118V200L115 198L114 199ZM117 200V201H116ZM164 200H165V198H164ZM163 200V201H164ZM186 200V199H185ZM190 200V199H189ZM101 201V200H100ZM103 201V202H102ZM102 201L100 202V203H105V201L102 199ZM109 201V200H108ZM188 201V200H187ZM98 202V201H97ZM191 202H192V200H191ZM108 203V202H107ZM111 203H109L110 205H111ZM190 203V202H189ZM189 203H187V205H189ZM192 204V205H193ZM84 206V205H83ZM159 206V205H158ZM161 206V205H160ZM87 207V206H86ZM192 207V206H191ZM198 207H193V208H195V210L196 209H198ZM213 207V208H212ZM122 208V207H121ZM88 209V208H87ZM173 209V208H172ZM223 209V210H222ZM71 210V209H70ZM81 210H83L84 211V208L81 206ZM80 210V211H81ZM103 210V209H102ZM192 211V209H190L189 208V210L187 209V211ZM88 211V210H87ZM105 211V210H104ZM110 211V210H109ZM174 211V210H173ZM184 211V210H183ZM213 211V212H212ZM60 212V211H59ZM69 212V211H68ZM77 212V211H76ZM99 212V211H98ZM61 213V212H60ZM73 213V212H72ZM170 213H172V212H170ZM183 213V212H182ZM185 213H186V211H185ZM191 213V212H190ZM193 213H195V212H193ZM52 214V213H51ZM70 214H71V211H70ZM85 214V213H84ZM87 214V213H86ZM89 214V213H88ZM109 214V215H110ZM174 214V213H173ZM172 214V215H173ZM210 214H215L216 215V218H214L213 216V219L215 220H217L218 219V222H216L214 225H212V224H210V225H208V224H203L204 222H206V219L205 218H203V217H207V216H209ZM188 215V214H187ZM193 215V214H192ZM71 215H69L68 214V216H67V219L70 217ZM86 216V215H85ZM98 216V215H97ZM96 216V217H97ZM100 216V215H99ZM111 216V215H110ZM109 216V217H110ZM183 216H184V214H183ZM211 216V215H210ZM209 216V217H210ZM81 217H82V215H81ZM90 217V216H89ZM106 216H103V218H105ZM175 217V216H174ZM173 216H172V219L174 218ZM221 217H222V220H220L221 219ZM79 218V217H78ZM77 218V219H78ZM85 218V217H84ZM98 218V217H97ZM183 218V217H182ZM223 218H225V219H223ZM100 219V218H99ZM108 218H106V219H104V221L106 222V224H110V222L108 223V220H111L110 218L107 220ZM178 219V218H177ZM185 219V218H184ZM183 219V220H184ZM187 219H185V221H187ZM209 219H211V217L209 218ZM226 219H230V222H228L227 223V221H226ZM81 220V219H80ZM93 220V219H92ZM97 220V219H96ZM95 220V221H96ZM174 220H175V218H174ZM236 220H237V222H236ZM240 222H239V221ZM97 221H101V220H97ZM96 221V222H97ZM184 221V222H185ZM190 221H188V222H190ZM207 221H209V220H207ZM211 221V220H210ZM255 221H257V224L256 225H254L256 222ZM123 222V221H122ZM127 222V221H126ZM180 222V221H179ZM182 222V221H181ZM236 222V223H235ZM98 223H100V225H101V223H102V221L101 222H97L96 224H98ZM116 223V222H115ZM114 223V224H115ZM118 223H116V224H118ZM121 223V222H120ZM120 223H119V225H120ZM124 223V222H123ZM140 223V222H139ZM223 223H224V226H223ZM226 223V224H225ZM251 223V224H250ZM263 223H264V219H263ZM262 223V225H263V227H264V224ZM191 224V223H190ZM261 224V223H260ZM94 225V227H95V224H93ZM92 225V226H93ZM103 225V224H102ZM119 225H117V226H119ZM249 225H247L248 227H249ZM257 225H259L258 227H257ZM262 225H261V227H262ZM107 226V225H106ZM110 226V225H109ZM121 226V225H120ZM134 226V225H133ZM133 226H131V227H133ZM229 226V225H228ZM231 226V227H232ZM54 227V226H53ZM102 227V226H101ZM100 227V228H101ZM105 227V224H104V226L102 227L103 228V230H102V234H101V231H100V235H101V239L99 240V242L97 243V242H95V240H96V238L95 237H98L97 235L99 234H97V235H95V237H93V238H95V239H93L94 240V242H93V245H92V243H91V247L92 248H89L90 249V251H89V253H88V255H89V257H91V258H89L90 260L91 259H93L92 260V262H89L90 260L88 259V263H90V264H125L124 263V261H125V259H124V253L126 254V252H124L123 250L126 248L125 246H124V249L122 248V246H123V244H121V243H119V242H122V241H117L119 244H121L122 246H120L119 244H117L116 242H115V245H117V246H119L120 248H116V249H118L117 251L116 250H114V251H116L115 253L114 252H112L111 250H110V243L112 244V241L114 240V241H116L115 239H114V237H113V239H112V241H109V234L112 236V233L111 232H114V231H111L108 227L107 228H104ZM114 227L116 228V226L114 225ZM123 227V226H122ZM128 227V226H127ZM130 227V228H131ZM138 227V226H137ZM178 227V226H177ZM176 227V228H177ZM234 227H232L231 229L233 230V228ZM263 227L259 230V233H258V229H256V232H257V234H255L256 235V237L254 236V238H256L255 239V245H253V246H255L256 247V243L257 242H259V241H263L264 240V231L262 232L261 230L263 229ZM129 228V229H130ZM134 228H136V225L134 226ZM225 228H227V226L225 227ZM229 228V227H228ZM55 229V228H54ZM96 229H98L99 230V227H96ZM107 229L108 230H110L111 232H109L108 233V231H107ZM138 229H139V227H138ZM142 229V228H141ZM163 229H164V231H166L165 229H167V227H163ZM163 229H162V231H163ZM180 229V228H179ZM189 228H187V229H185L186 230V232L188 233V230ZM39 230H40V228H39ZM38 230V231H39ZM115 230V229H114ZM118 230H120V228L118 229ZM117 230V232H119ZM126 230V229H125ZM168 230V229H167ZM183 230V229H182ZM188 230V231H187ZM191 230V229H190ZM226 230V229H225ZM235 230V229H234ZM121 231V230H120ZM184 231V230H183ZM193 231V230H192ZM228 231H229V229H228ZM41 232V231H40ZM99 232V231H98ZM123 232H124V228H123ZM176 232V231H175ZM185 232V231H184ZM186 232L183 234V233H181V232H178L177 234H178V238H176L177 237V234H175L176 235V237H175V235L173 236L174 238H176L175 240H177V239H180L181 237V235H180V233L181 234H183L184 236H186ZM226 232H227V230H226ZM235 232V231H234ZM235 232V233H236ZM252 232V231H251ZM36 233V232H35ZM56 233L57 232H55L53 235H54V239H56L57 238V236H56ZM120 233V232H119ZM253 233V232H252ZM251 233V235L253 236V234ZM43 234V233H42ZM116 234H118V233H116ZM115 234V235H116ZM188 234V235H189ZM234 234V233H233ZM246 234H247V236H246ZM113 235H114V233H113ZM182 235V236H183ZM42 236V235H41ZM47 236V235H46ZM120 236H121V233H120ZM128 236V235H127ZM183 236V237H184ZM218 236V235H217ZM216 236V237H217ZM40 237V236H39ZM44 237V236H43ZM180 237V238H179ZM182 237V238H183ZM192 237H189V238H192ZM219 237V236H218ZM248 237H250V236H248ZM121 238V237H120ZM167 238V237H166ZM182 238L180 239V240H182ZM213 239V241H210V240H212ZM59 239V238H58ZM97 239H99V238H97ZM193 239V238H192ZM215 239H217V238H215ZM224 239H225V237H224ZM224 239H222V240H224ZM226 239H228L227 237H226ZM49 240V239H48ZM89 240V239H88ZM172 240V239H171ZM187 240V239H186ZM221 240V241H222ZM229 240H231L230 238H229ZM56 241H57V239H56ZM92 241V240H91ZM96 241H98V240H96ZM109 242V244H108V242ZM173 241V240H172ZM220 241V242H221ZM233 241H234V239L232 240V243H230V246H231V244H232V246H234V245H237V244H235L234 243V245H233ZM239 241V240H238ZM124 242H126V241H124ZM123 242V243H124ZM167 242V241H166ZM242 242V241H241ZM95 243V244H94ZM114 243V242H113ZM129 243V242H128ZM127 243V244H128ZM195 243V242H194ZM224 243H225V245H224ZM227 243H229V242H227ZM35 244V243H34ZM108 244V247L106 246ZM224 246H225V248H226V242H223L222 243ZM63 245V244H62ZM87 245V244H86ZM125 245H126V243H125ZM201 245L199 244V246L201 247ZM221 245V244H220ZM222 245V246H223ZM229 245V244H228ZM242 245V244H241ZM250 245V244H249ZM1 246H2V244H1ZM5 246V245H4ZM88 246H89V244H88ZM127 246V245H126ZM198 246V245H197ZM198 246V247H199ZM217 246H219V247H217ZM222 246H221V249L220 250H223L222 249ZM240 246V245H239ZM245 246V245H244ZM261 246V245H260ZM52 247V246H51ZM51 247H49V248H51ZM56 247V246H55ZM113 247V246H112ZM116 247V246H115ZM237 247V246H236ZM248 247H250V246H248ZM247 247V248H248ZM106 248V249H105ZM109 248V250H107ZM114 248V247H113ZM112 248V249H113ZM128 248V247H127ZM175 248V247H174ZM224 248V247H223ZM224 248V249H225ZM229 248V246H227V248L226 249H228ZM240 248V247H239ZM246 248V247H245ZM251 248V247H250ZM249 248V249H250ZM261 248V247H260ZM115 249V248H114ZM230 249H232V252L231 251H229V252H231V253H233V250H234V248H230ZM237 249V248H236ZM248 249V250H249ZM252 249V248H251ZM52 250V249H51ZM86 250V249H85ZM88 250V249H87ZM106 250V251H105ZM229 250V249H228ZM254 250H255V248H254ZM258 250H259V248H258ZM84 251V250H83ZM112 253H111V252ZM132 251V250H131ZM147 251V250H146ZM227 250H225V252H226ZM242 251V250H241ZM240 251V252H241ZM245 251H247V249L245 250ZM245 251H244V253H245ZM252 251V250H251ZM250 251V252H251ZM260 251V250H259ZM51 252V251H50ZM61 252V251H60ZM59 252V253H60ZM82 252V251H81ZM217 252H220V253H222L221 251H217ZM224 252V253H225ZM235 252V251H234ZM239 252V251H238ZM254 252V251H253ZM258 252V251H257ZM262 252V251H261ZM260 252V253H261ZM42 253V252H41ZM40 253V254H41ZM164 253V252H163ZM220 253H219V255H220ZM237 253V252H236ZM235 253V254H236ZM259 253V254H260ZM15 254V253H14ZM46 254V253H45ZM172 254V253H171ZM198 254H200V253H198ZM202 254V253H201ZM202 254V255H203ZM223 254V253H222ZM221 254V255H222ZM227 252L222 256V259H223V257H226L227 255ZM234 253H233V255H235ZM238 255H239V253H237ZM241 254V253H240ZM246 254H247V252H246ZM263 254H264V252H263ZM46 255H48V254H46ZM51 255H53V254H51ZM127 255H128V253H127ZM135 255V254H134ZM137 255V254H136ZM226 255V256H225ZM19 256V255H18ZM129 256V255H128ZM132 256V255H131ZM146 256V255H145ZM196 256V255H195ZM256 256V255H255ZM13 257V256H12ZM12 257L10 258V259H12ZM138 257V256H137ZM137 257H135L136 259H137ZM163 257V256H162ZM194 257V256H193ZM202 257V256H201ZM200 257V258H201ZM217 257L219 258V256L217 255ZM221 257V256H220ZM233 257V256H232ZM242 256H240V258H241ZM249 257V256H248ZM257 257V256H256ZM261 257H263V256H261ZM77 258V257H76ZM135 258H133L132 257V260L133 259H135ZM141 258V257H140ZM160 258V257H159ZM203 258V257H202ZM228 258H230V257H228ZM233 258H235V257H233ZM232 258V259H233ZM243 258V257H242ZM259 258H260V255H259ZM259 258H257V260H259ZM53 258H51V257H48V258H45V259H43V260H41V263L42 264H46V263H49L51 260H52ZM80 259V258H79ZM161 259V258H160ZM204 259V258H203ZM204 259V260H205ZM220 259V258H219ZM219 259H218V262H220L219 261ZM238 259V258H237ZM254 259V258H253ZM264 259V257L261 259L260 258V260H263ZM127 260H128V258H127ZM144 260V259H143ZM159 260V259H158ZM209 260H210V258H209ZM213 260H214V258H213ZM221 260V259H220ZM226 260H227V258H226ZM229 260V259H228ZM235 259H233V261H234ZM249 260V259H248ZM254 260H256V258L254 259ZM15 261H17L18 262V258H17V260L14 258V263H16ZM21 261V260H20ZM130 261H131V259H130ZM203 261V260H202ZM202 261H200L199 260V257H195L194 258V260L192 261L191 260V263L190 264H203V262ZM208 261V260H207ZM215 261H217V260H215ZM223 261H224V264H225V260L223 259ZM231 261V260H230ZM106 262V263H105ZM126 262V261H125ZM133 262V261H132ZM136 262V261H135ZM135 262H133L134 264H135ZM156 262V261H155ZM167 262V261H166ZM184 262H185V260H184ZM188 262H190L189 260H188ZM214 262V261H213ZM212 262V263H213ZM246 262V261H245ZM252 262V261H251ZM263 262V261H262ZM261 262V263H262ZM21 263V262H20ZM26 263V262H25ZM51 263V262H50ZM87 263V262H86ZM87 263V264H88ZM129 263H131V262H129ZM157 263V262H156ZM182 263H183V261H182ZM211 263V264H212ZM217 262H215V264H216ZM222 263V262H221ZM228 263V262H227ZM239 263V262H238ZM241 263V262H240ZM255 263V262H254ZM260 263V262H259ZM258 263V264H259ZM23 264V263H22ZM33 264V263H32ZM165 264V263H164ZM178 264V263H177ZM188 264V263H187ZM206 264V263H205ZM217 264H219V263H217ZM231 264H233V262L231 263ZM245 264V263H244ZM248 264V263H247Z\"/></svg>",
    "mask_w": 264,
    "mask_h": 264
}]
</instances>
